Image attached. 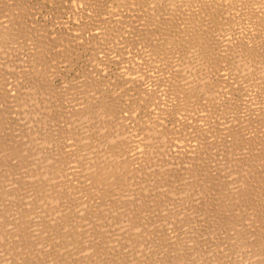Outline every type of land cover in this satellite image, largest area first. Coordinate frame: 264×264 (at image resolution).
<instances>
[{
	"label": "rangeland",
	"instance_id": "obj_1",
	"mask_svg": "<svg viewBox=\"0 0 264 264\" xmlns=\"http://www.w3.org/2000/svg\"><path fill=\"white\" fill-rule=\"evenodd\" d=\"M194 23H197V24L194 25ZM79 44H82V45L80 46ZM40 46H42L43 48H41ZM43 49H45V51H43ZM201 49L203 50V52L201 51ZM242 49L244 50L245 53L243 52ZM251 53H253L252 56H251ZM41 54L42 55L44 54V55L42 56ZM39 55L41 56V58ZM246 55L249 56V58ZM245 56L247 60H245L244 62L242 57L246 59ZM239 58H241L242 60ZM257 60H259L260 63ZM241 61L243 65L248 64L247 69L245 68V66L240 64ZM254 61L258 63L256 64L254 63ZM262 62L264 63V0H0V124L2 123L0 127V146H3V148L5 149V152H4L3 148L1 147L2 150L0 151L2 152L0 153V157L1 159L3 157H6V152H8L7 157L14 158L12 159L13 161L10 160L11 162L8 161L11 158H4L5 160L2 159L4 161H8L9 166L6 164L7 162H4L0 159L2 161V162L0 161L1 162L0 163V167H1L0 174L4 175V176L0 175V177L4 179L6 178L5 180L0 179L2 180V182L0 181L1 183L3 182L5 183V184L3 183L4 185L2 184L0 188V192H2L3 190V193L1 194L2 197L0 196V200H1L0 202H3V207H7L6 205H8V203H9V206L13 204L14 206L17 205V207L24 206V209L26 206L25 211L23 207L17 208L15 206L18 209V210L16 209L18 212L16 213L19 214V216L16 215L14 206L12 208L11 206L10 207L8 206L9 208L7 210L8 211L10 210L9 211L10 216H8L7 218H9L12 221H9V219L6 218V220L9 221L8 223H10V225L7 223L9 227L7 226L8 228L7 227L6 228L7 229L11 228L10 229L11 231L16 226L15 228L17 230L19 231L21 230L20 231L21 233L23 232L21 234L18 231V233H20L21 235L20 237L25 238L27 236L23 240V243H22L23 245L21 244V250L22 248H24V251L23 252L21 251L23 254L21 255V252H19V254H16L18 251H20L18 250L15 252V254L18 256L19 255L21 256L19 257L17 256L18 257L17 258L15 257L16 255L13 254L15 258L13 257L14 259L11 260V262L8 260L11 259L12 256H9L11 258L5 257L3 259L2 264H12V263L14 264H19V263L20 264L21 263L31 264L32 263L33 264V262L35 263L36 261L38 262V263L36 262L37 264H43L47 262H49L47 264H52L54 262H56V264H60V263L63 264L64 262H65L64 264H69L68 262H71L70 264H80V261H82L83 264H86L85 261H87L88 258H89L88 260L89 263L87 264H119L120 262H121L120 264H136V262L137 264L139 262H140L139 264H146V263L156 264L160 262L158 261L159 258L160 260L162 258L160 257V255L159 257L156 256L158 252L159 254L160 253L163 254V259H162L163 261L161 260L162 262L158 264H164L165 261L168 262L167 264H179V262L182 263V261L180 260L185 261L182 264H210L211 262L210 260L214 258L216 260H214V262L212 260L213 263L211 264H214V263L215 264L216 263L217 264H249L253 260L251 259V255L252 256L254 255V254H251L252 251H253L252 253L260 254V255L257 254V256L255 254L254 256L256 258L253 256L254 261L256 260L255 262L257 264H264L263 263L264 261H262L264 259V255H262V253L260 252L262 250L264 251V246H263L264 242H262L264 241V237H263L264 236V229H263L264 227L263 226L264 225L263 224L264 223V220H263L264 207L262 205L257 206V204H255L257 203V199L259 200V202H260V198L262 201H264L263 200L264 198L263 197L264 196L263 194L264 193V188H263L264 179L262 178L264 176L263 175L264 173L261 175V171L262 172L264 171L263 169L264 165L263 167L261 166L262 168L260 169L261 171H259L258 169L260 168L259 166V162L261 161L260 159L263 158L264 160V157H260V156H264L263 155L264 147H261V145H264V143H262L264 141V124H263L264 123V120H263L264 119V75L263 73L262 74L260 73L261 71L263 72ZM202 64L206 66L204 67ZM197 65H199L200 67V69L198 70H197L198 67H196ZM201 65L202 67L207 68V69L201 68ZM183 66L184 67L187 66L184 68L185 70L191 71V72L187 71L189 75H187L188 73H186V71L184 72V74H182V72L184 71ZM188 66L190 69L188 68ZM240 66L241 68H243V70L244 69L245 70L243 71L242 69H240ZM249 67H250V70H249ZM176 68L177 70L179 68L180 71L179 70L177 71ZM191 68L192 69L195 68V70H193L192 72ZM259 68L261 69V71H259L260 70ZM203 69L207 73L205 71H202ZM217 70L220 71L218 74H217L218 72ZM175 71L178 73H175ZM194 71L198 73L197 74L198 76L195 75ZM199 71H200V75H199ZM251 71L252 72L256 71V73L253 74ZM203 72L205 73L201 75V73ZM185 73H186V78H188L189 76L188 81L190 82L191 80L190 84L188 81H187L188 83H186L187 79L185 78ZM192 73L195 76H197L196 78L199 79L198 82H195L197 81V79L194 78V75ZM258 73H260V75ZM255 74H258V75H255ZM181 75L182 76L184 75V76L182 77ZM207 75H211L210 80H208L209 76ZM217 75L221 77H217ZM206 76L207 78H205ZM203 77L207 79L206 81L208 82H206ZM200 78H202V82L206 83L204 87L203 85H200L204 83H199L201 82ZM221 78L223 80H221ZM192 79L193 80L195 79L194 83H197V85L193 84ZM174 82H176L175 85H174ZM218 82L219 83L223 82V83L219 84ZM171 83L173 84L171 85ZM185 83H186V86H185ZM136 84L141 89L135 87ZM214 85L219 88H215ZM172 86L173 87L176 86L178 89L177 88L172 89L173 88ZM179 86L180 87L183 86L181 87L183 89L186 88V92L188 93L186 94L187 96H185V92L184 94L182 93L183 89H181ZM193 86L194 87L197 86L196 88H194V90L196 91L192 90ZM200 86H202L203 89L200 88ZM220 86H221V90H220ZM206 87L207 88L209 87V88L207 89ZM136 88L140 91L143 89L147 90V93L149 92V95L144 94L143 95L144 97H143L141 95L142 91L139 92L138 90H136ZM197 88L200 89V90L198 89L200 93L197 90ZM213 88H215L218 94H215V95L212 94V93H216V91H214ZM171 89L173 91L174 90L176 91L173 92L171 91ZM218 89L220 91H218ZM38 90H39V93L37 94ZM204 90H207V91H204ZM177 91H180L179 92L180 96L179 94H177L178 93ZM192 91H194V94H192L193 93ZM195 92L197 94H205L207 97H204L203 95H202L203 97H200L201 95H199L198 97V95L195 94ZM208 92H210L209 95H208ZM219 93L221 94V96L219 95ZM222 93H224L225 95L224 94L222 95ZM173 95H175L176 98L178 99H176L175 96ZM193 95L194 96L196 95L195 98H193L194 97ZM147 96H149V98L151 99L149 98L146 99ZM214 96L216 97L214 98ZM187 97L191 99L193 98V99L189 100V98ZM184 101L187 102V105H185L186 103ZM180 104L182 106H180ZM90 105H93V107ZM86 106L90 108L88 109ZM186 106L188 107L186 108ZM97 107H99V111ZM184 107L186 109H184ZM101 110L102 112H100ZM98 112H99V115L97 117V115L95 114H98ZM91 113H92V118H94L95 121L94 119L93 120L89 119L91 118L90 116ZM86 114L88 115V117L85 116ZM78 115L80 117H78ZM83 115L85 118L83 117ZM81 116L83 118H81ZM260 118H261V121L258 120ZM42 121H44L45 123H43ZM94 123H96L97 125ZM153 127L156 129H154ZM95 129H100V130L95 131ZM252 130H253L252 134L253 135L255 134V136H252V134L249 133V131L252 132ZM154 131H157V132H154ZM158 132L166 134L164 142H167L168 140L169 142L163 145L164 143L163 137L165 135L162 134L163 136L161 137V134H159ZM108 133L113 135L112 138H114L115 136H117V134H119L120 139L122 137L124 141L122 139L120 141L118 137L117 139H119V141L116 139V142H115L116 137L114 138V140H112V138H110L111 135L109 136ZM157 133L159 134L160 137H157L158 136ZM150 134L151 135L153 134V135L149 138ZM250 134L252 137H250ZM90 135L94 136L95 138L94 137L90 138L91 137ZM41 136H44L45 138L43 137L40 138ZM222 136H225V137H222ZM48 137H50V140ZM87 137H88V140H87ZM156 137L160 139L161 143H159V139L158 141H156L157 140ZM102 138L104 140H102ZM166 138H168V140ZM222 138L223 140H226V141H223ZM253 138L255 139V142L253 141L254 140ZM97 139L99 140L101 139V140L99 141ZM95 140L98 141L96 142L97 145L95 143ZM257 140H259V142ZM106 141H108V143ZM246 141L248 142L246 143ZM250 141L252 143H250ZM43 142L47 144L49 143V144L48 145L46 144L47 145L46 146L44 145ZM156 142L159 143L160 147L157 146L158 144H156ZM215 142L217 143V146H215L216 145ZM222 142H224L225 144L224 146L222 145ZM91 143L94 144V146H92ZM118 143L120 146L118 145ZM103 144H107V145H103ZM115 144L118 145V148H120L122 144L121 149H118L117 145ZM255 144H257L258 147ZM86 145H88L89 148H91V146L93 147V149L96 148L95 150L96 152L101 150V152L100 151L97 152V154L99 153L98 154L99 156L95 154L96 152L94 153L92 148H91L92 149L91 151V149H89L88 146L86 147ZM110 145L112 147H109ZM162 145L165 146L166 148L163 147ZM173 145L175 148L173 149L174 153L171 152L172 151L171 148L173 147ZM4 146H6V148ZM99 146H101V149H99ZM176 146L178 149L176 148ZM104 147L105 149L107 147L108 150L111 149L109 150L111 152L114 151L113 154L115 152H119L118 154H121L125 152V149L136 148L134 149V151L138 152L139 156L141 154L140 156L141 162L139 166H140V169H142V174L146 175L147 173H149L148 176L146 175L147 179H150L146 181V186L148 185L149 188L147 187L146 192L145 191L144 192L147 194L148 191H151V192L155 191L156 193V194L155 193L153 194L152 192V194H150V192H148L149 195H146L145 193H141L143 190L142 188H144L145 186L142 187V184L138 186L137 183H134L135 184L134 187L131 186V189L133 191L132 193L133 194L135 192L136 194L141 193V197L140 195H136V194H134L136 195L134 196L132 193H131L132 195H130L132 196L131 198L127 199L126 197L127 199L126 209L127 210L123 209L124 211H121L122 209H120V213L119 212L117 213L118 216L115 215L116 213H113L112 215L111 212L108 211V213L110 212V215H106L107 216L106 219L109 218L107 219V222H105V218L103 217L102 219L104 220L102 221L104 223L102 224V221L100 222L105 228L101 227L100 223H97L99 221L95 220L96 222H94L93 224V221H94L92 220V217H93L92 212L94 211L93 209H95V212L101 209V211L104 214L106 213L105 211L110 209L111 206L113 205L110 204L111 206H108L109 203H106V202L103 203L104 206L102 204H97L98 208L97 206H95V208L90 209V211L88 210L89 211L88 213V211L87 212L85 211V208L88 207L89 203L90 204L93 203L94 205V202H91L90 198L88 199L89 195L86 197V199H83L86 196L83 194L84 193L88 194L87 193L88 180L86 179V176H85L87 175L85 168L87 169V167H89V163L92 159H93L92 162H94L97 158L101 157L100 153H103L102 151L104 150ZM246 147L249 149L248 153H245L247 152ZM252 147L254 149L256 147L257 148L254 151ZM9 148L10 149L14 148L13 150L15 153L13 152V150H10ZM56 148H57V152L59 151L61 152L57 153ZM167 148L170 151L168 150L167 152ZM259 148L263 151L259 150ZM257 149L262 154L258 151L260 154L258 155V152L256 151ZM86 150H88L87 151L88 153L84 152ZM161 150H163L164 152ZM52 151H54L55 154L53 153L54 155H52L53 157L51 158L50 155L52 154ZM67 151H68V154H67L68 156L66 158L65 154ZM147 151L150 153H148ZM11 152H13L14 155ZM91 152L94 153V155L98 157L95 156L96 158L94 159V156L91 154ZM47 154L49 156H47ZM57 154L60 155L59 158ZM118 154L116 153L114 155L117 156ZM150 154L151 155L153 154V155L151 156ZM248 154H249V157L251 158H248ZM64 155H65V158H63ZM192 155L194 156L193 158H192ZM257 155L260 157V159L259 157H256ZM54 156H55V160L53 161H55L54 162L55 165L62 164V165H59L60 170L62 166H64L65 168L70 167L69 169L70 171L68 170L69 172H71L69 176H71L74 170H76V172H74L75 175L71 176L70 178L69 176L67 177V175L64 174L65 172H63V174L66 175V177L69 178L70 180H68L63 174H61L62 172L60 174L63 175L65 179L61 177L60 174L55 175V176L51 175V177L49 176V178L41 177L43 176V174H45V169H43L42 167L43 159L47 160L51 158V160L50 159L49 160L52 161ZM147 156L152 161H150ZM154 156L155 158H153ZM163 157H166V160ZM188 157L189 158L191 157V160H189ZM253 157H255L256 159L258 158V160H255V158ZM61 158L63 159L58 160ZM56 159L58 160L57 162H56ZM145 159H147V161ZM248 159L249 161H247ZM80 160H82V162L85 161L84 164ZM164 160L167 162H165ZM148 161H149L148 167H146ZM189 161H190V165H188ZM38 162H40V164H37ZM257 162H258L257 165L259 166L258 168L256 167L257 165L255 166ZM141 163L143 164V166H145L144 169ZM4 164L6 167L3 166ZM32 164L36 166L34 167ZM67 164H70V165L67 166ZM82 164L83 166L86 164L87 167L86 166L82 167ZM1 165L3 166V168ZM208 165L211 167H209ZM64 167L62 170L65 169ZM82 168L84 169V171ZM146 168H149V170H146ZM251 168L253 169L254 172L252 171ZM247 170H248V173H247ZM77 171L79 172L81 171L80 172L81 174L78 173ZM200 171L202 173H200ZM206 172L208 173V175L210 174V176L211 175L212 176L211 177L208 176ZM255 173H257L256 174L257 176H255ZM27 174H29V176ZM164 174L165 175L167 174V175L165 176ZM201 174H203V178L201 177L202 176ZM248 174H251V175L253 174L252 175L253 177L252 176L247 177ZM189 175L191 176L190 178H188ZM193 175H195L194 176L195 178L193 177ZM56 176L63 178L61 180L58 177L59 181L61 180V182H59L58 180L57 181L53 180L54 178H56ZM149 176L150 177L154 176V178H156L157 180L158 185L154 182L155 179L148 178ZM156 176H159V177L157 178ZM198 177H199V180H198ZM205 177L207 178V180L208 178H211L209 179L210 181L208 180L210 183L205 179ZM256 177L259 179H257ZM174 178L178 179L177 182H176V179L175 181L173 180ZM184 178L191 179V180L189 181ZM50 179H52L54 182H57L55 183V185L57 184V186H59L60 184L59 186L60 189L64 190L63 191L64 193H61L63 196V199L65 198L68 191H69L68 196L71 193L69 198H72L69 200L67 196L66 198L68 199L66 198L64 199V201L65 200L67 201L63 202L64 204H66V202H68V204L70 203L68 205L69 210H67L68 209L67 206L62 203V207L61 206L57 207L59 210L55 211L54 209L52 211L53 214L55 215V218H54V215L51 214L52 212L50 211L45 212V208H44L45 203L43 202L45 200H43L44 198L42 196L43 194L44 196L45 195L47 196V194L49 192H52L53 189L54 191H56V189L58 190L57 186L52 185L51 183L52 180ZM152 179H154L153 182L151 181ZM201 179L202 180L204 179V180L201 181ZM170 180H172L174 184L171 183ZM195 180L200 181V185H199V182L198 181L196 182ZM252 180L255 182H252ZM258 180H259V185H262L263 183L262 186L258 185V182H257ZM28 181H30V184ZM158 181L159 182L161 181L160 182L161 184ZM162 181L164 183H162ZM167 181L169 185L168 184L165 185ZM183 181L185 182L188 181L190 183L188 182L185 183ZM45 182L46 183L48 182L49 184L47 183V186L49 187L51 186V187L50 188L48 187L47 189V187H45L46 186ZM62 182H66V185L65 183L61 185ZM201 182H204L206 185ZM214 182H216L217 185ZM8 183L11 184L10 188L8 187ZM14 183H16L15 186H13ZM149 184L152 185V187ZM191 184L192 185L194 184L193 185L194 187H192ZM218 184L221 185V187H218ZM253 184L255 186H253ZM31 185H32V188L30 187ZM159 185L160 186L162 185L163 187L162 186L160 187ZM183 185L184 187L178 188V186H183ZM16 186H18V189L21 188L23 192L19 191L20 189L18 190ZM70 186L72 189L66 188ZM158 186L159 188H161V190H163L164 187L166 188L168 186V188L164 189L163 191L165 193L166 192L165 190L169 189L168 190L169 192L165 194L162 192L164 194V196H162V193L160 192L161 190L158 188ZM169 186L170 187L173 186V190H171L172 188H170ZM186 186H188L187 187L188 189L185 188ZM190 186L192 188V189L190 188L191 190L189 189ZM196 186H198V188H196ZM204 186L206 188H204ZM238 186H240L241 188ZM27 187H28V190L26 189ZM40 187H42L44 190L42 191L38 190V189H42ZM150 187L152 190L150 189ZM209 187H212V188H209ZM2 188H5V189H2ZM13 188H15L16 190ZM24 188L26 189V191L23 190ZM136 188H137V191H136ZM175 188H177V190L179 189L176 194L181 193V195H184L183 193L186 192L184 197L181 196L180 194H179V197L178 195L174 193L171 194V191H174V192L176 191ZM193 188H195V191ZM199 188L201 192H204V191L208 192V190L210 189L211 190L209 192H211L213 191L212 189L214 188L215 189L221 188L220 189L221 192L218 191L219 189H217L216 193L220 194L222 193V191H225L223 192V196L224 194L226 196L225 198L220 196L222 194L215 196L216 193H214V191L211 192L213 193L214 196L211 193L210 194L206 193L208 195L207 196L205 192L202 194L200 193V191H198L199 193L196 192V190H199ZM257 188L258 189L262 188L261 189L262 191L260 190L259 192ZM7 189L8 190L12 189L11 193ZM30 189L33 190L32 191L33 194L29 191ZM49 189L50 190L52 189V190L50 191ZM60 189L58 190V192L57 191L56 193L52 192L51 194H53L54 196H57L59 194ZM180 189H184L182 190L183 192ZM192 190L193 192H191ZM237 190H239L238 193H237ZM256 190H257V193H256ZM5 191L7 192V196H8V192L9 194L12 195V196L11 195L8 196V198L10 197L9 200L7 196H5L6 198L5 197L3 198V195L6 194ZM34 191L38 192L39 194L35 193ZM83 191L85 192L83 193ZM17 192L19 193V196H15V195H18ZM24 192H28L26 194L27 195L29 194L28 195L29 197L27 195H24V196H26V198L27 199L29 198L30 200H27V199L25 200V197L22 196V194H25ZM12 193H14L15 195ZM169 193L171 194V196ZM252 193H253V197L256 198L255 199L252 197L255 201H253V199L250 198ZM142 194L146 195L145 199L148 200V201L144 200L145 203L143 202V200L141 201V203L143 202L142 203L143 207L142 205H140V203H137L138 199H144V196H142ZM166 194H169L168 197L166 196ZM186 194H188V197ZM204 194H205V197H203L202 199L201 197ZM241 194H243L244 196L243 195L241 196ZM33 195L34 196L37 195V198L34 197ZM38 195H41L42 197ZM151 195L152 197H149ZM194 195L198 196L199 198H196V196L194 197ZM209 195H211L212 197ZM258 195H259V198L256 197ZM261 195L263 198L260 197ZM13 196L15 198L17 197L16 200H19V202H21L22 205L19 204V202L16 201ZM165 196L167 198H164ZM19 197L22 200L19 199ZM159 197H161L162 200ZM32 198L34 199V201L36 200L37 203H35L34 201H32L33 202L32 203L31 202V200H33ZM80 198H82L83 200H86V201L89 200V201L86 202V201H83L82 199L80 200ZM170 198L171 200H175V201L170 202L169 200ZM194 198L197 200L194 201ZM220 198H221V201H220ZM238 198H240V201H238L239 200ZM129 199L130 200L132 199V201H130ZM150 199H152L155 202L154 205L153 203L151 204L152 200ZM164 199H167V203H166V200L164 201ZM217 199H219V201L222 204H226L227 202L226 200H230V199L232 200L234 199L235 201L234 202L228 201L227 202L228 205H225L226 207L225 209V207H222V205H220L221 203ZM5 200H8V202L7 201L5 202ZM12 200H15V202ZM37 200L40 201L41 204H38L39 202ZM128 200L130 201V203H128ZM149 200H150V203H149ZM156 200H158L157 203H156ZM222 200L223 202L225 201V203H223ZM249 200L251 202H249ZM16 202H18V204ZM146 202H148L149 205L146 204ZM159 202L160 203L162 202L163 204H161L160 206ZM229 202L231 204H234L235 202L236 203L238 202V203L237 204L235 203L236 205L234 204L232 207L229 204ZM5 203L7 204L5 205ZM86 203H88V205ZM133 203L136 206L137 205L141 206V207L139 206L140 211L137 210L138 206L136 208L134 205H132ZM251 203H253V206L255 205L257 208L256 207L253 208ZM28 204H30L31 206ZM33 204H34V207H33ZM35 204L38 205V207H36ZM83 204L84 205L86 204L85 205L86 207H84ZM130 204L136 210H133L134 208L132 209V206ZM155 204L156 206L159 204V206L156 207ZM1 205L2 203H0V206ZM63 205L66 206L65 208L67 209H65ZM79 205H82V206H79ZM128 205L131 206V208H129ZM144 205L146 208L144 207ZM101 206L102 207L106 206V207L102 208ZM31 207L32 209H30ZM147 207L148 208L155 207V208H151L152 210L151 209L148 210ZM28 208L30 210H28ZM35 208H38V209H35ZM63 208L66 210L65 212L69 211V214L68 212L66 213L67 215L64 214L65 212ZM117 208H120V207H117ZM245 208L249 214L244 211ZM249 208H251L250 209L251 211L249 210ZM258 208H260V210H258ZM12 209L14 210L13 213L11 212ZM22 209L23 211H21ZM60 209L62 213L60 212ZM254 209L257 211H255ZM143 210L144 211L151 210L150 213L151 212L152 213L150 214L148 212L146 214L147 211L144 212ZM242 210L244 211V213L242 212ZM19 211L23 212L24 216ZM28 211H29L28 213L29 215L27 214ZM54 211L56 213L59 211L61 215L63 214L62 216H65L67 217V219L72 220V221L78 220L80 218H81L80 220H83L85 217H88V214H89L90 218H87V220L84 219L88 225L85 223V221L83 222L88 227L85 226L83 223L82 224L78 223L79 226L76 229L77 231L75 230L74 232V233L77 232V234H75L77 238L79 235L80 243L82 242L80 241L82 240V238H86V240H83V243L84 241L86 243L88 239L89 244L88 242L86 244L81 243V245L79 244L76 247L71 246L73 250H70L71 248L66 250L69 252H66V251L62 252L63 250L62 246L64 244L63 245L60 244L62 242L58 243L57 240H56L57 241L56 243V241L54 240L57 239L56 238L58 237L57 235H59V233L62 232V231L60 232V229L61 230L64 229V226L66 225V223L60 222V220H58L59 219L58 216L60 214L59 213L56 214ZM130 211H131V214L128 213ZM132 211H135V213H133ZM157 211L160 214H158ZM259 211L261 212L262 215L258 213ZM102 212L100 213L98 211V213L100 214H102ZM43 213L45 215H43ZM47 213H49L50 215ZM70 213L73 214L71 215V217H69ZM84 213L87 216L86 215L84 216ZM142 213L144 215H142ZM155 213H157V217ZM246 213L249 216H253L254 214V217H249V216L247 217ZM119 214L121 215L119 216ZM123 214L127 216H124ZM132 214H134L135 216H133ZM149 214L151 215V219H153V221L148 220L150 219ZM243 214L244 216H242ZM51 215H53V217H51ZM170 215H171V218H170ZM17 216L22 217V218L24 217L25 219L27 218L29 222L26 223L27 219L21 220L22 218H20L19 220ZM29 216L31 217V219L29 218ZM44 216L46 218H42ZM72 216L74 217L72 218ZM76 216H77V219H76ZM81 216H84V218ZM139 216H142L141 220L143 219L145 220V221L144 220L141 221L142 223H145L143 224L144 226L139 221L140 220ZM144 216L146 218H144ZM153 216L156 218L154 219ZM158 216H160L159 220H161L162 222L164 220L163 222L164 224L161 223V221L157 220ZM168 216H169V220H168ZM49 217L51 219L53 218L54 220L56 219L59 221V222L58 221L55 222L56 221L55 220L53 222V219H52L51 225L52 226L54 225L53 227H55V229H51V225L49 224L50 222H48V221H51ZM113 217L115 221L114 219L112 220ZM118 217L122 218V222L123 220L126 222L125 225L123 223L119 224L121 221L120 222L118 221L121 219ZM126 217L128 219H126ZM131 217L133 218V220H129L131 219ZM161 217L163 219H161ZM47 218H48V221H46ZM251 218H252V221H253V218L254 220H256L255 218H257L256 221L259 220L260 222L258 221L259 223L257 222L255 223V225L257 224H260V225L255 227V225L253 224L254 221L253 222L250 221ZM93 219L95 218L93 217ZM110 219L112 220L113 223L110 222ZM134 219H135V222H133ZM146 219L148 221H146ZM260 219L262 220V222ZM174 220L176 221V223L174 222ZM108 221L111 224H113L111 225L112 227L110 226V223ZM127 221L128 222L131 221L135 223L133 224L129 222L133 224L132 226L134 227V229L133 227L128 225L129 223H127ZM156 221L158 223L160 222L161 224L160 223H159L160 225L157 224ZM170 221H172V223ZM15 222H17V224ZM21 222L22 224H24L23 225L24 227H20ZM242 222L243 223L245 222L246 224L247 223L250 224L248 226L245 225L246 227H248V229L245 226H243ZM28 223H31L29 224L31 226L34 224L36 227L32 226L33 228L31 229V227L28 226ZM54 223H56V225ZM59 223L60 224L63 223V225L62 224L60 225ZM137 223L139 224L137 225ZM80 224L82 225V227ZM12 225H13V228H12ZM43 225L44 226L47 225L49 228L47 226L43 228ZM71 225H77V224H71ZM140 225H142V227H144L145 230ZM146 225L148 226L150 230L149 229L147 230ZM168 225H171V226L169 227ZM222 225L224 227H222ZM17 226L19 228H17ZM158 226L159 227L161 226L164 229L163 231L164 233L166 231L167 232L165 234L162 233V229L157 228ZM174 226L176 227L171 228ZM240 226L242 227L241 230L238 228ZM25 227L26 228L30 227V229L26 230ZM106 227H109V228H106ZM136 227L138 230L136 229L135 231ZM244 227L246 228L245 230L247 231L243 229ZM259 227L261 229H259ZM82 228L83 229L85 228L84 231ZM16 229H13L14 232ZM45 229L47 230L51 229L52 231L50 230L51 233L48 234L47 233L48 231ZM151 229L154 232L156 231V229L158 231L160 230L161 231L160 233L158 232V234L156 231V234H155L153 231H151ZM54 230L57 232H54ZM130 230H132V232ZM168 230L172 232L171 233L172 238L176 239V240L172 239L173 242L179 245L180 247L182 246L181 250L182 249L183 251L186 250L188 253L186 251L184 252L182 251L183 253L181 252V254L180 252L179 253L176 252L178 250L175 248L179 249L180 247L174 246L175 244L174 243L172 244L171 239H169L171 241L168 240V238H171ZM249 230L250 232H252V234L249 233ZM255 230H257L256 232L258 234L255 233ZM25 231L29 232L30 234L26 233ZM79 231H81L82 233H80ZM147 231L148 232L150 231L149 232L150 236ZM237 231L239 232L241 231L240 233H242L241 235L243 237L240 234L237 237L236 235L238 234ZM243 231H244V234H243ZM44 233H47V234H44ZM140 233H143V234H140ZM246 233H247V236H249V238L248 237L245 238ZM260 233H262L261 234L262 236L260 235ZM23 234H25V236H23ZM82 234L83 236H81ZM85 234H88V235L90 234L89 238ZM137 234L139 236L141 235V237H144V238H141V239H139L140 237L137 238ZM166 234L167 236L169 234L167 238L166 237L162 238L160 236V235L166 236ZM256 234L258 235V237L256 236ZM30 236H33V237H30ZM47 236H50V238L48 239ZM125 236L126 238L129 237V239H124ZM151 236L153 237L160 236V238L157 239L156 237L153 239V237ZM175 236L177 238H175ZM39 237L42 240V243L39 240ZM109 237H110V240H109ZM134 237H135L134 243H138L136 245H138L139 248L138 246L134 245L133 242H131L133 240H131L130 242L128 241L130 240V238L133 239ZM183 237L184 238L186 237V239L184 240ZM235 237L239 238V241L238 243L234 244L235 240L237 239ZM45 238H47L48 240L46 241ZM147 238L152 239L155 242L152 240H150L151 242L150 241L146 242ZM259 238H262L263 240ZM143 239L145 240L146 243L143 242ZM178 239L181 241L179 242ZM191 239L192 241L193 240L194 241L191 242ZM240 239H243V240H240ZM249 239H250V242L255 241L254 242L255 245H253L252 242L249 243ZM50 240H52L53 243L49 242ZM124 240H127L126 243H129V244L132 243L133 245L132 244L131 245L134 246V248L133 247L129 248V246L131 245L125 244ZM160 240H164V243L163 241L160 242ZM165 240H168L166 242L167 243L170 242L171 244L169 243L167 245V243H165ZM195 240L197 241L196 243H195ZM223 240L224 242H226V245L223 243ZM104 241L107 242V244L109 245L106 244L105 246ZM109 241H112V242L110 243ZM122 241L124 242V244L122 243ZM140 241L143 242L142 245H145L143 246L145 249L147 247L148 248L150 247V250H149L150 252L147 251L148 248L146 249V252L144 249H141L142 247H140L141 245ZM30 242H32V245L30 246V248H28L29 247L28 245H30L28 243ZM35 242L36 243L39 242L41 244V248H43V250L49 255L45 254V252L41 249L43 252L42 254V252L38 250L40 249V246H39L40 244L39 243L36 244ZM47 242H49L50 244ZM153 242L156 244L155 246L153 245L154 244ZM182 242H183V245H180V243ZM247 242L249 244L245 245L247 244ZM261 242L262 244H260ZM239 243L240 244L243 243L244 245L243 244L240 245ZM148 244L151 246H149ZM186 244L187 245L189 244V245L185 246L186 248L185 249L183 248V246ZM197 244L199 248H195L196 250L194 248H191L190 250L189 247H196ZM238 244L240 246H238ZM60 245H61V248L59 247ZM86 245H87V248H86ZM152 245L156 247L157 250L154 247H152ZM169 245H171L172 248ZM172 245L174 246V248ZM223 245H225L226 247L224 246L225 248H223ZM250 245H252L251 251H247V250H250L249 248ZM259 245H261L263 249H260L262 247ZM32 246L33 248H31ZM119 246H120V249H119ZM126 246L127 248H125ZM162 246L165 247V249L162 248ZM105 247L106 248L108 247L109 249H104ZM135 247H137L138 249L137 248L135 249ZM245 247H248L249 249L246 248L244 250ZM27 248L31 250L29 251L27 250ZM110 248L111 249L113 248V249L110 250ZM117 248L122 251L119 252ZM25 249L27 250V252ZM130 249L135 250L136 252H133ZM153 249L155 251L154 254H153ZM170 249L175 250V252L173 251L172 253L171 252L172 250ZM37 250L39 251V253L36 252ZM57 250H59L60 252L59 251L57 252ZM97 250L99 251V253H97ZM236 250L239 251L240 253L243 251L242 256L238 255L240 253L237 252ZM50 251L53 253L51 254ZM83 251H86L87 253ZM104 251H107V252L102 253ZM116 251L118 252L116 253ZM246 251L249 252L248 258L246 257V253H247ZM111 252H113V254L115 253L114 254L115 256H117L118 254L117 256L118 259L119 257L121 259V260L119 259V263H118L117 257H111V256H114ZM165 252H167L168 255ZM57 253L58 255L59 254L61 255L58 257ZM133 253L134 255H132ZM155 253L157 254L155 255ZM220 253H222V255H220ZM24 254H28V255L24 256ZM41 254L44 255V257L42 258L45 261L47 260L45 258L47 257L50 258V256L52 255L54 258L51 256L50 260L52 259L51 262L52 261L53 262L51 263L49 258H48L49 261L47 260L46 262H43L44 260H41L42 258H40L42 256ZM71 254L72 256H74V258L70 257ZM98 254H99V257H98ZM171 254L172 255L176 254L175 256H179V257H177L176 259V257H173ZM184 254H186V256ZM66 255L68 257H66ZM85 255L88 258L82 257ZM101 255L104 257V258L102 257L103 259L100 257ZM164 255H166L167 257L165 256L164 258ZM243 255H245V259L247 258L245 261L243 260L244 258ZM28 256L30 260L29 258L26 260V257ZM32 256H34L35 259ZM36 256L38 257L36 258ZM136 256L137 258L135 260ZM143 257L144 258L146 257L145 258L146 260L144 259L142 260ZM153 257H154V260L157 259L155 262L153 261ZM182 257H184L185 259H183ZM22 258H24L25 261H23L24 259ZM31 258L33 259L31 260ZM55 258H58L56 259L57 261L53 260ZM70 258L73 260H71ZM81 258H83L84 260L86 259V260L83 261V259ZM138 258L140 259L138 260ZM166 258H169L170 261L168 259L166 260ZM174 259H176L175 263L173 261ZM258 259L260 261H258ZM14 260L15 261L17 260V261L15 262ZM58 260L62 261L63 263ZM76 260L77 261L80 260L79 263H77ZM171 261L173 262L171 263ZM254 261H252L251 263L254 264Z\"/></svg>",
	"mask_w": 264,
	"mask_h": 264
},
{
	"label": "bare ground",
	"instance_id": "obj_2",
	"mask_svg": "<svg viewBox=\"0 0 264 264\" xmlns=\"http://www.w3.org/2000/svg\"><path fill=\"white\" fill-rule=\"evenodd\" d=\"M195 24H197V23H194V25H195ZM79 45L81 46L82 44H79ZM40 47L43 48L42 46H40ZM243 49H244V48H243ZM243 49H242V50H243ZM247 49H248V48H247ZM39 50H40V49H39ZM244 50H245V49H244ZM244 50H243V52H244ZM43 51H45V49H43ZM201 51L203 52L202 49H201ZM41 52H42V51H41ZM244 53H245V52H244ZM246 53H247V52H246ZM249 53H250V51H249ZM249 53H248V54H249ZM252 54H253V53H251V56H252ZM41 55H42V54H41ZM43 55H44V54H43ZM43 55H42V56H43ZM244 55H245V54H244ZM244 55H243V56H244ZM249 55H250V54H249ZM39 56H40V55H39ZM246 56H247V55H246ZM246 56H245V58H246ZM247 57L249 58V56H247ZM40 58H41V56H40ZM242 58H243V61H244V62H245V60H247V58H246V59H244V57H242ZM239 59H241V58H239ZM241 60H242V59H241ZM239 61H240V60H239ZM248 61H250V60H248ZM257 61H259V60H257ZM237 62H238V61H237ZM238 63H239V62H238ZM247 63H248V62H247ZM254 63L257 64L258 62H255V61H254ZM259 63H260V61H259ZM262 63H263V62H262ZM262 63H261V64H262ZM240 64H242V61L240 62ZM240 64H238V65H240ZM202 65H203V64H202ZM202 65H201V68H204V67L206 66V65H203L204 67H202ZM242 65H243V64H242ZM247 65H248V64H244L243 66H245V68L247 69V68H248ZM243 66H242V67H243ZM253 66H254V64H253ZM261 66H262V65H261ZM181 67H182V66H181ZM185 67H187V66H185ZM185 67L183 66V69H184ZM196 67H198L197 70L200 69L199 65H197ZM250 67H252V66H250ZM250 67H249V70H250ZM257 67H258V65H257ZM257 67H256V68H257ZM188 68H189V66H188ZM188 68H186V69H188ZM210 68H211V67H210ZM260 68H261V67H260ZM260 68H259V69H260ZM180 69H181V68H180ZM189 69H190V68H189ZM191 69H192V68H191ZM204 69H207V68H204ZM204 69H203L202 71H205ZM211 69H212V68H211ZM240 69L243 70V68H241V66H240ZM251 69H252V68H251ZM262 69H263V72L261 71V69H260L259 71H261L260 73H261V74L263 73V75H264V63H263ZM176 70H177V68H176ZM178 70H179V68H178ZM178 70H177V71H178ZM193 70H195V68L192 69V72H193ZM244 70H245V69H244ZM244 70H243V71H244ZM252 70H253V69H252ZM255 70H256V69H255ZM173 71H174V70H173ZM179 71H180V70H179ZM181 71H182V70H181ZM185 71H186V73H188L190 70H185V69H184V71L182 72V74H184ZM187 71H188V72H187ZM202 71H201V72H202ZM213 71H214V69H213ZM217 71H218V70H217ZM256 71H257V70H256ZM256 71H255V72H254V71H253V72L251 71V72L254 74V73H256ZM190 72H191V71H190ZM194 72H195V75L198 74V73H196V71H194ZM197 72H198V71H197ZM205 72H206V71H205ZM205 72L201 73V75H203ZM219 72H220V71H218L217 74H218ZM245 72H246V71H245ZM173 73H174V72H173ZM175 73H178V72L175 71ZM179 73H180V72H179ZM186 73H185V78H186ZM206 73H207V72H206ZM260 73H258V74L260 75ZM180 74H181V73H180ZM192 74H193V73H192ZM208 74H209V73H208ZM258 74H255V75H258ZM175 75H176V74H175ZM177 75H178V74H177ZM187 75H189V73H188ZM190 75H191V73H190ZM193 75H194V74H193ZM195 75H194V78L197 79L196 77H197L198 75H197V76H195ZM199 75H200V71H199ZM219 75H220V74H219ZM179 76H180V75H179ZM181 76H182V75H181ZM183 76H184V75H183ZM183 76H182V77H183ZM207 76H209L208 80H210V79H211V78H210L211 75H207ZM207 76H206L205 78H207ZM192 77H193V76H192ZM217 77H221V76H218V75H217ZM190 78H191V77H190ZM203 78H204V77H203ZM205 78H204V79H205ZM222 78H223V77H222ZM222 78H221V80H223ZM186 79H187V80H186V83H188V82H189V81H188L189 76H188V78H186ZM195 79H194V80H195ZM200 79H201V80H200L201 82H199V83H204V84H200V85H203V87H204L206 83H205V82H202V78H200ZM204 79H203V80H204ZM218 79H219V78H218ZM192 80H193V79H192ZM194 80H193V84H196V85H197V83H194ZM198 80H199V79H197V81H195V82H198ZM206 80H207V79H205V81H206ZM213 80H214V79H213ZM213 80H212V81H213ZM221 80H220V81H221ZM173 81H175V80H173ZM187 81H188V82H187ZM135 82H136V81H135ZM206 82H208V81H206ZM223 82H224V81H223ZM223 82H220V83L222 84ZM175 83H176V82H174V85H175ZM186 83H185V86H186ZM190 83H191V80H190L189 84H190ZM209 83H210V82H209ZM218 83H219V82H218ZM220 83H219V84H220ZM130 84H131V83H130ZM172 84H173V83H171V85H172ZM193 84H191V85H193ZM214 84H215V82H214ZM216 84H217V83H216ZM219 84H218V85H219ZM171 85H170V86H171ZM198 85H199V84H198ZM211 85H212V83H211ZM211 85H210V86H211ZM132 86H133V84H132ZM134 86H135V85H134ZM206 86H207V85H206ZM214 86H215V85H214ZM135 87L139 88V86H137V84H136ZM172 87H173V86H172ZM177 87H178V85H177ZM177 87L174 86L172 89H175V88H177ZM179 87H180V86H179ZM181 87H183V86H181ZM181 87H180V88H181ZM190 87H191V86H190ZM196 87H197V86H195V87L193 86V89H192V90H194V88H196ZM198 87H199V86H198ZM212 87H213V85H212ZM137 88H136V90H138ZM188 88H189V86H188ZM188 88H187V89H188ZM200 88H202V86H200ZM206 88H207V87H206ZM208 88H209V87H208ZM208 88H207V89H208ZM215 88H219V87H216V86H215ZM215 88H213L214 91H216ZM134 89H135V88H134ZM139 89H141V88H139ZM172 89H171V91H173ZM177 89H178V88H177ZM181 89H183V88H181ZM184 89H185V91H184ZM184 89H183V91H182V90H181V91H182L183 94H184V92H185V96H187L186 94H188V93L186 92V88H184ZM190 89H191V88H190ZM190 89H189V90H190ZM198 89H199V88H197V90H198ZM202 89H203V88H202ZM202 89H201V91H202ZM35 90H36V89H35ZM199 90H200V89H199ZM199 90H198V91H199ZM210 90H211V88H210ZM210 90H209V91H210ZM220 90H221V86H220ZM220 90L218 89V91H220ZM222 90H223V89H222ZM138 91H139V92L142 91V92H141V95H142V96H143L144 94H145V95H146V94L149 95V92L147 93V90H145V89H143V90H141V91L138 90ZM175 91H176V90H174L173 92H175ZM194 91H196V90H194ZM194 91H192L193 93H192V92H191V93L194 94ZM204 91H207V90H204ZM212 91H213V90H212ZM139 92H138V93H139ZM177 92H178L177 94H179L180 91H177ZM188 92H190V91H188ZM221 92H222V91H221ZM38 93H39V90L37 91V94H38ZM182 93H181V94H182ZM199 93H200V91H199ZM204 93H205V92H204ZM209 93H210V92H208V95H209ZM211 93H212V92H211ZM195 94H197V93L195 92ZM212 94L215 95V94H218V93H217V91H216V93H212ZM223 94H224V93H222V95H223ZM39 95H40V94H39ZM39 95H38V96H39ZM141 95H140V96H141ZM153 95H154V94H153ZM153 95H152V96H153ZM197 95H198V97H199V95H201L200 97H203V96H204V97H207L205 94H197ZM202 95H203V96H202ZM219 95L221 96L220 93H219ZM224 95H225V94H224ZM150 96H151V94H150ZM173 96H175V95H173ZM179 96H180V94H179ZM183 96H184V95H183ZM188 96H189V95H188ZM191 96H192V95H191ZM193 96H194V95H193ZM195 96H196V95H195ZM195 96H194L193 98H195ZM211 96H212V95H211ZM217 96H218V95H217ZM143 97H144V96H143ZM181 97H182V96H181ZM189 97H190V96H189ZM189 97H187V98H189ZM215 97H216V96H214V98H215ZM148 98H149V96H147L146 99H148ZM152 98H153V97H152ZM175 98H176V96H175ZM193 98H192V99H193ZM217 98H218V97H217ZM224 98H225V97H224ZM144 99H145V98H144ZM149 99H151V98H149ZM154 99H155V98H154ZM176 99H178V98H176ZM179 99H180V97H179ZM190 99H191V98H189V100H190ZM192 99H191V100H192ZM211 99H213V98H211ZM225 99H226V98H225ZM152 100H153V99H152ZM194 100H195V99H194ZM197 100H198V99H197ZM149 101H150V100H149ZM187 101H188V100H187ZM92 102H93V101H92ZM184 102H185V101H184ZM184 102H183V103H184ZM192 102H193V101H192ZM185 103H186L185 105H187V102H185ZM190 103H191V102H190ZM188 104H189V103H188ZM185 105H183V106H185ZM88 106H89V104H88ZM90 106L93 107V105H90ZM96 106H97V104H96ZM102 106H103V104H102ZM180 106H182V105L180 104ZM86 107H87V106H86ZM187 107H188V106H186V108H187ZM87 108L89 109L90 107H87ZM97 108H98V111H99V107H97ZM186 108L184 107V109H186ZM91 109H92V108H91ZM95 109H96V108H95ZM95 109H94V110H95ZM184 109H183V110H184ZM45 111H46V110H45ZM89 111H90V110H89ZM91 111H92V110H91ZM96 111H97V110H96ZM96 111H95V112H96ZM46 112H47V111H46ZM87 112H88V111H87ZM100 112H102V110H101ZM89 113H90V112H89ZM93 113H94V112H93ZM101 114H102V113H101ZM95 115H97V117H98L99 112H98V114H95ZM41 116H42V114H41ZM41 116H40V117H41ZM85 116L88 117L87 114H86ZM90 116H91V118H89V119H92V120H93L94 118H92V113L90 114ZM90 116H89V117H90ZM101 116H102V115H101ZM36 117H37V115H36ZM78 117H80V116L78 115ZM83 117H84V115H83ZM83 117L81 116V118H83ZM99 117H100V116H99ZM259 117H260V116H259ZM42 118H43V116H42ZM84 118H85V117H84ZM98 119H99V118H98ZM101 119H102V117H101ZM109 119H111V118H109ZM262 119H263V117H262ZM41 120H42V119H41ZM99 120H100V119H99ZM107 120H108V119H107ZM111 120H113V119H111ZM258 120L261 121V118L258 119ZM263 120H264V119H263ZM38 121H39V120H38ZM44 121H45V120H44ZM44 121H42V122L45 123ZM89 121H90V120H89ZM94 121H95V119H94ZM260 121H259V122H260ZM90 122H91V121H90ZM97 122H98V121H97ZM97 122H96V123H97ZM92 123H93V122H92ZM96 123H94V124H96ZM257 123H258V122H257ZM261 123H263V122H261ZM97 124H98V123H97ZM97 124H96V125H97ZM258 124H259V123H258ZM263 124H264V123H263ZM1 125H2V123L0 124V127H1ZM98 125H99V124H98ZM260 125H261V124H260ZM90 126H91V124H90ZM94 127H95V126H94ZM153 128H154V127H153ZM153 128H152V130H153ZM1 129H2V128H1ZM92 129H93V128H92ZM154 129H156V128H154ZM157 129H158V128H157ZM250 129H251V128H250ZM96 130H100V129H95V131H96ZM150 131H151V130H150ZM157 131H158V130H157ZM157 131H154V132H157ZM93 132H94V131H93ZM159 132H160V131H159ZM159 132H158V133H159ZM161 132H162V131H161ZM223 132H224V131H223ZM91 133H92V132H91ZM158 133H157V134H158ZM249 133L252 134V133H253V130H252V132L249 131ZM254 133H255V132H254ZM108 134H109V133H108ZM159 134H161V137H162V136H163L162 134H164V133H159ZM159 134H158L157 137H160ZM222 134H223V133H222ZM251 134H250V137L255 136V134H254V135L252 134V136H251ZM53 135H54V134H53ZM94 135H96V134H94ZM110 135H111L110 138H112L113 135H112V134H109V136H110ZM120 135H121V134H120ZM152 135H153V134H152ZM152 135L150 134L149 138H150ZM155 135H156V134H155ZM164 135H165V136L163 137L164 140L161 139V140H163V142L165 141V137H166V134H164ZM224 135H225V134H224ZM90 136H91V135H90ZM90 136H88V137H90ZM109 136H108V138H109ZM42 137L45 138L44 136H41L40 138H42ZM88 137H87V140H88ZM92 137H94V136H91L90 138H92ZM106 137H107V136H106ZM115 137H116V138H115ZM115 137H114V138H115V142H116V139L119 137V134H117V136H115ZM157 137H156V138H157ZM167 137H168V136H167ZM222 137H225V136H222ZM40 138H39V139H40ZM48 138H49V140H50V137H48ZM48 138H47V139H48ZM94 138H95V137H94ZM103 138H104V137H103ZM103 138H102V140H104ZM114 138H112V140H114ZM119 139H120V137H119ZM119 139H117V140L119 141ZM121 139L124 141V139H123L122 137H121ZM121 139H120V141H121ZM125 139H126V138H125ZM158 139H159V138H157L156 141H158ZM166 139L168 140V138H166ZM224 139H225V138H224ZM253 139H254V138H253ZM45 140H46V139H45ZM45 140H44V141H45ZM90 140H91V139H90ZM92 140H93V139H92ZM97 140H99V139H97ZM97 140H95V143L98 142ZM100 140H101V139H100ZM100 140H99V141H100ZM150 140H151V139H150ZM150 140H149V141H150ZM167 140H166V141H167ZM222 140H223V138H222ZM233 140H234V139H233ZM249 140H250V139H249ZM249 140H248V141H249ZM41 141H42V139H41ZM41 141H40V143H41ZM47 141H48V140H47ZM47 141H46V142H47ZM93 141H94V140H93ZM154 141H155V140H154ZM215 141H217V140H215ZM223 141H226V140H223ZM248 141H246V143H247ZM251 141H252V139H251ZM251 141H250V143H252ZM253 141L255 142V139H254ZM257 141L259 142V140H257ZM106 142L108 143V141H106ZM113 142H114V141H113ZM167 142H169V140H168ZM167 142H164L163 145H165ZM211 142H212V141H211ZM217 142H219V141H217ZM232 142H233V141H232ZM241 142H242V141H241ZM260 142H261V140H260ZM43 143H44V145L47 144V143H45V142H43ZM51 143H52V142H51ZM102 143H103V142H102ZM159 143H161V142H160V139H159ZM159 143L156 142V144H158L157 146H159ZM213 143H214V142H213ZM215 143H216V142H215ZM243 143H245V142H243ZM250 143H249V145H250ZM262 143H264V141H263ZM262 143H261V144H262ZM48 144H49V143H48ZM48 144H47V145H48ZM91 144H92V143H91ZM100 144H101V142H100ZM110 144H111V143H110ZM113 144H114V143H113ZM113 144H112V145H113ZM124 144H125V143H124ZM156 144H155V145H156ZM207 144H208V143H207ZM211 144H212V143H211ZM211 144H210V145H211ZM231 144H232V143H231ZM253 144H254V143H253ZM258 144H259V143H258ZM261 144H260V145H261ZM2 145H3V144H2ZM42 145H43V144H42ZM47 145H46V146H47ZM89 145H90V144H89ZM96 145H97V143H96ZM103 145H107V144H103ZM115 145H117V144H115ZM118 145H119V143H118ZM118 145H117V148H118ZM152 145H154V144H152ZM152 145H151V146H152ZM163 145H162V146H163ZM171 145H172V144H171ZM204 145H205V144H204ZM222 145H223V146L225 145L224 142H222ZM244 145H245V144H244ZM247 145H248V144H247ZM247 145H246V146H247ZM255 145H257V144H255ZM260 145H259V146H260ZM49 146H50V145H49ZM51 146H53V145H51ZM87 146H88V145H86V147H87ZM92 146H94V144H92ZM92 146H91V148L93 149ZM119 146H120V145H119ZM162 146H161V147H162ZM202 146H203V144H202ZM205 146H206V145H205ZM207 146H208V145H207ZM211 146H212V145H211ZM215 146H217V143H216ZM252 146H253V145H252ZM1 147L3 148V146H0V148H1ZM4 147L6 148V146H4ZM42 147H43V146H42ZM109 147H112V146L110 145ZM109 147H108V148H109ZM121 147H122V144H121ZM121 147L118 148V149H121ZM159 147H160V146H159ZM163 147H165V146H163ZM243 147H244V146H243ZM257 147H258V145H257ZM257 147H256V148H257ZM261 147H264V145H261ZM2 148H1L0 150H2ZM46 148H47V147H46ZM48 148H49V147H48ZM88 148H89V146H88ZM91 148H89V149H91ZM102 148H103V146H102ZM115 148H116V146H115ZM117 148H116V150H117ZM123 148H124V147H123ZM165 148H166V147H165ZM176 148H177V146H176ZM209 148H210V146H209ZM213 148H214V146H213ZM213 148H212V149H213ZM218 148H219V147H218ZM220 148H221V147H220ZM222 148H224V147H222ZM225 148H226V147H225ZM246 148H247V147H246ZM250 148H251V146H250ZM256 148H255V149H256ZM9 149H10V148H9ZM13 149H14V148H13ZM13 149H10V150H13ZM44 149H45V148H44ZM44 149H43V150H44ZM85 149H86V148H85ZM89 149H88V150H89ZM92 149H91V151H92ZM99 149H101V146H99ZM113 149H114V148H113ZM113 149H112V151H113ZM124 149H125V148H124ZM124 149H123V150H124ZM134 149H136V148L125 149V152L121 153L122 155H121V154H118L119 152H115L114 154H116V153L118 154V155L116 156V155L113 154L114 151L111 152V151H109V150H111V149L108 150L107 147H106V149H105V147H104V150L102 149V150H103V151H102L103 153H100V156H101V157L97 158L94 162H92V160H93V159H92V160L90 161V163H91V162H92V163H91V164L89 163V167H87L86 164L84 165V166L87 167V169L85 168V171H86V174H87V175H85V176H86V179L88 180V185H87V193H88V194L84 193L85 191H83L84 194H83V193H81V194L86 195V196H85L84 198H83V196H82V198H83V199H86V197L89 195L88 199L90 198L91 202H94V205H93V203L90 204V203L88 202L89 205H88V203H86V204L88 205V207L85 206L86 204H85V205L83 204V206L87 208V209L85 208V211H86V212H87L88 210L90 211V209L95 208V206H97V204H102V205H103L104 202L109 203L108 206L113 205V206H111L110 209L107 208L108 210L105 211L106 213H104V214H103V212L101 211V209L98 210V211H99L100 213L102 212V214L98 213V211L95 212V209H93L94 211H93L92 213H93V217L95 218V219H93V217H92V220H94V221H93V224H94V222H96V221H99V222H97V223H100L102 220H104V219H102V217L105 218V222H107V219H109V218L106 219V217H107L106 215H110V212H111L112 215H113V213H116L115 215L118 216L117 213H118V212L120 213V209H122L121 211H124V210L126 209V207H127V199L132 197V196H130V195L133 194V193H132L133 191H132V189H131V186L134 187V185H135L134 183H137L138 186H140V185L142 184V187H143V186L146 187V188H145V187L142 188L143 190H142V192L140 191L141 193H145L147 187L149 188L148 185L146 186V181H147V180H150V179H147V176H148L149 173L146 174L147 176H146L145 174H142V169H140V166H139V165H140V162H141V161H140V156H141V154H140V156H139V153H138V152H135ZM154 149H155V148H154ZM159 149H160V148H159ZM162 149H163V148H162ZM171 149H172L171 152H173V151H174L173 149H175V148H174V145H173V147H172ZM177 149H178V148H177ZM203 149H204V148H203ZM216 149H217V147H216ZM216 149H215V151H216ZM252 149H254V148L252 147ZM252 149H251V150H252ZM255 149H254V151H255ZM10 150H9V151H10ZM54 150H55V149H54ZM59 150H61V149H59ZM88 150H86V151H84V152L88 153V152H87ZM95 150H96V148L93 149L94 153L96 152ZM126 150H127V151H126ZM168 150H169V149L167 148V152H168ZM179 150H180V149H179ZM259 150H261V149L259 148ZM259 150L257 149L256 151L258 152ZM263 150H264V149H263ZM263 150H261V151H263ZM3 151L5 152V149H4V148H3ZM6 151H8V150H6ZM63 151H64V150H63ZM99 151L101 152V150H99ZM99 151H97V152H99ZM118 151H119V150H118ZM136 151H137V150H136ZM159 151H160V150H159ZM161 151H163V150H161ZM169 151H170V150H169ZM175 151H176V150H175ZM205 151H206V149H205ZM246 151H247V152H245V153H248L249 149L247 148ZM1 152H2V151H0V153H1ZM13 152H14V150H13ZM13 152H11V153H13ZM56 152H57V148H56ZM59 152H61V151H59ZM59 152H57V153H59ZM97 152H96L95 154H97ZM147 152H148V151H147ZM163 152H164V151H163ZM163 152H162V153H163ZM176 152H177V151H176ZM251 152H252V151H251ZM259 152H260V151H259ZM259 152H258V155H260ZM7 153H8V152H6V157H3L2 159H4V158H11V159H9V160L7 159L8 161L14 159L13 157H7ZM11 153H10V155H11ZM14 153H15V152H14ZM14 153H13V155H14ZM53 153H54V151H52V154L50 155L51 158L53 157L52 155L55 154V153H54V154H53ZM89 153H90V152H89ZM94 153L91 152V154L94 156V159H95L96 157L99 156V155H98L99 153L97 154L98 156L94 155ZM131 153H132V154H131ZM148 153H150V152H148ZM173 153H174V152H173ZM260 153H261V152H260ZM62 154H63V152H62ZM67 154H68V151H67L66 154H65V155H66V158H67V156H68ZM101 154H102V155H101ZM160 154H161V152H160ZM168 154H169V153H168ZM177 154H178V153H177ZM192 154H193V152H192ZM249 154H250V152H249ZM249 154H248V158H251V157H249ZM261 154H262V153H261ZM2 155H3V153H2ZM8 155H9V154H8ZM57 155H58V154H57ZM57 155H56V156H57ZM60 155H61V153H60ZM60 155H58V158H59ZM65 155H64L63 158H65ZM84 155H85V154H84ZM119 155H120V156H119ZM146 155H147V154H146ZM150 155H151V154H150ZM152 155H153V154H152ZM152 155H151V156H152ZM162 155H163V154H162ZM243 155H245V154H243ZM246 155H247V154H246ZM258 155H257L256 157H259ZM263 155H264V152H263ZM4 156H5V154H4ZM47 156H49V155L47 154ZM47 156H46V157H47ZM95 156H96V157H95ZM164 156H165V154H164ZM167 156H168V155H167ZM250 156H252V155H250ZM46 157H45V158H46ZM78 157H79V156H78ZM83 157H84V156H83ZM86 157H87V155H86ZM88 157H89V155H88ZM90 157H91V156H90ZM147 157H148V156H147ZM159 157H160V156H159ZM193 157H194V156L192 155V158H193ZM260 157H264V156H260ZM260 157H259V159H260ZM51 158H49V159L51 160ZM63 158L58 159V160H62ZM84 158H85V157H84ZM144 158H145V157H144ZM148 158H149V157H148ZM153 158H155V156H154ZM163 158L166 160V157H163ZM246 158H247V157H246ZM246 158H245V160H246ZM253 158H255V157H253ZM0 159H1V157H0ZM2 159H1V160H2ZM49 159H47V160H46V159H45V160L43 159V161H42V167H43V169H45V174H43V176H41L42 178H45V177H48V178H49V176H50V177H51V175H54V176H55V175L60 174L61 172H62L61 174H63V172H65L64 174H66L67 177L69 176V174L71 173V172H69V171H70V170H69L70 167H69V168L66 167V168H68V169H66L64 166H62V168H61V170H60V166H59V165H62V164L55 165V163H54L55 161H53V160H55V156H54V158L52 159L53 162L50 161ZM81 159H83V158H81ZM188 159L191 160V157H190V158L188 157ZM1 160H0V161H1ZM4 160H5V159H4ZM4 160H2V161H4ZM58 160L56 159V162H57ZM78 160H79V159H78ZM84 160H85V159H84ZM145 160L147 161V159H145ZM149 160H150V158H149ZM165 160H164V161H165ZM167 160H168V159H167ZM255 160H258V158H257V159L255 158ZM260 160H261V161L259 162V166H260V168H258V167H259V166L257 165L258 162H257L256 164L254 163L255 166L257 165L256 167L259 169V171H261L260 169H262L261 166L263 167V165H264V160H263V158H261ZM2 161H1V162H2ZM8 161H4V162H7L6 164L9 166ZM12 161H13V160H12ZM80 161L82 162V160H80ZM150 161H152V160H150ZM186 161H188V160H186ZM225 161H226V160H225ZM247 161H249V159H248ZM252 161H253V160H252ZM1 162H0V163H1ZM10 162H11V161H10ZM10 162H9V163H10ZM59 162H60V161H59ZM71 162H72V161H71ZM84 162H85V161H84ZM84 162H82V163L84 164ZM143 162H144V161H143ZM143 162H142V163H143ZM165 162H167V161H165ZM253 162H254V161H253ZM255 162H256V161H255ZM67 163H68V162H67ZM72 163H73V162H72ZM74 163H75V162H74ZM78 163H80V162H78ZM142 163H141V165H142V167H143V169H144L145 166H143L144 163H143V164H142ZM148 163H149V161L147 162V165L145 164L146 167H148ZM187 163H188V162H187ZM225 163H226V162H225ZM225 163H224V164H225ZM2 164H3V163H2ZM37 164H40V162H38ZM64 164H65V162H64ZM83 164H82V167H84ZM32 165L34 166V164H32ZM69 165H70V164H67V166H69ZM79 165H80V164H79ZM79 165H77V166H79ZM87 165H88V164H87ZM188 165H190V161H189ZM211 165H212V164H211ZM1 166H2V165H1ZM3 166H5V164H4ZM3 166H2V168H3ZM35 166H36V165H35ZM35 166H34V167H35ZM65 166H66V165H65ZM208 166H209V165H208ZM5 167H6V166H5ZM34 167H33V168H34ZM42 167H40V168H42ZM63 167L65 168L64 170H62ZM209 167H211V166H209ZM249 167H250V166H249ZM8 168H9V167H8ZM33 168H32V169H33ZM40 168H39V169H40ZM74 168H75V167H74ZM74 168H72V169H74ZM76 168H77V167H76ZM80 168H81V167H80ZM82 169H83V168H82ZM247 169H248V168H247ZM251 169H252V168H251ZM255 169H256V168H255ZM255 169H254V170H255ZM263 169H264V168H263ZM0 170H1V167H0ZM2 170H3V169H2ZM6 170H7V169H6ZM68 170H69V171H68ZM140 170H141V171H140ZM146 170H149V168H146ZM256 170H257V169H256ZM256 170H255V171H256ZM8 171H10V170H8ZM83 171H84V169H83ZM143 171H145V170H143ZM202 171H203V170H202ZM252 171H253V169H252ZM259 171H257V172H259ZM72 172H73V171H72ZM74 172H76V170H74ZM74 172L72 173L73 175L71 174V176H74V175H75ZM77 172L80 173L81 171H80V172L77 171ZM148 172H149V171H148ZM253 172H254V171H253ZM0 173H1V172H0ZM5 173H6V172H5ZM82 173H83V172H82ZM145 173H146V172H145ZM200 173H202V172L200 171ZM200 173H198V174H200ZM206 173H207V172H206ZM247 173H248V170H247ZM250 173H251V171H250ZM263 173H264V171H263V172L261 171V175H262ZM7 174H8V173H7ZM7 174H6V175H7ZM34 174H35V173H34ZM61 174H60V175H61ZM64 174H63V175H64ZM80 174H81V173H80ZM84 174H85V172H84ZM203 174H204V173H203ZM203 174H201L202 176L200 175L202 178H203ZM253 174H254V173H253ZM253 174H252V175H253ZM256 174H257V173H255V176H257ZM0 175H1V174H0ZM2 175H3V174H2ZM2 175H1V176H2ZM8 175H9V174H8ZM10 175H11V174H10ZM27 175L29 176V174H27ZM27 175H26V176H27ZM63 175H61V177H63V178L65 179L66 175H64L65 177H64ZM144 175L146 176V178H145ZM164 175H165V174H164ZM166 175H167V174H166ZM166 175H165V176H166ZM172 175H173V174H172ZM207 175H208V173H207ZM245 175H246V174H245ZM252 175H251V174H248L247 177H250V176H252ZM263 175H264V174H263ZM3 176H4V175H3ZM26 176H25V177H26ZM28 176H27V177H28ZM33 176H34V175H33ZM71 176H69V178H70ZM80 176H81V175H80ZM173 176H174V175H173ZM194 176H195V175H193V177H194ZM197 176H198V175H197ZM197 176H196V177H197ZM205 176H206V174H205ZM208 176H210V174H209ZM208 176H207V177H208ZM211 176H212V175H211ZM211 176H210V177H211ZM259 176H260V174H259ZM5 177H6V176H5ZM7 177H8V176H7ZM9 177H11V176H9ZM27 177H26V178H27ZM34 177H35V176H34ZM52 177H53V176H52ZM58 177H59V176H56V178H54L53 180H56V181L58 180V181H59V178H60L61 180L63 179V178H61V177H59V178H58ZM67 177H66V178H67ZM156 177L158 178L159 176H156ZM169 177H170V175H169ZM169 177H168V178H169ZM171 177H172V176H171ZM190 177H191V176L189 175L188 178H190ZM193 177H192V178H193ZM244 177H245V176H244ZM252 177H253V176H252ZM29 178H30V177H29ZM35 178H36V177H35ZM69 178H67V179L70 180ZM148 178H154V176H153V177H152V176H151V177L149 176ZM166 178H167V177H166ZM166 178H165V179H166ZM186 178H187V177H186ZM186 178H184V179H186ZM194 178H195V177H194ZM256 178H257V177H256ZM256 178H255V179H256ZM262 178L264 179V176H263ZM0 179L5 180L6 178L4 179V178H1V177H0ZM30 179H31V178H30ZM67 179H66V180H67ZM84 179H85V178H84ZM154 179L156 180V178H154ZM154 179H152L151 181L153 182ZM160 179H161V178H160ZM175 179H176V178H174L173 180L175 181ZM196 179H197V178H196ZM205 179L207 180L206 177H205ZM209 179H211V178H208V180H209ZM212 179H213V178H212ZM255 179H254V180H255ZM257 179H259V178H257ZM2 180H0V181L2 182ZM10 180H11V178H10ZM24 180H25V178H24ZM50 180H52V179H50ZM53 180H52L51 183H52V185L54 186L55 183H57V182H54ZM61 180H60L59 182H61ZM155 180H154V182L158 185L157 180H156V181H155ZM163 180H164V179H163ZM166 180H167V179H166ZM177 180H178V179H176V182H177ZM186 180H189V181H190L191 179H186ZM192 180H193V179H192ZM198 180H199V177H198ZM198 180H197V181H198ZM203 180H204V179H203ZM203 180L201 179V181H203ZM208 180H207V181H208ZM218 180H219V179H218ZM195 181H196V180H195ZM197 181H196V182H197ZM207 181H206V182H207ZM209 181H210V180H209ZM209 181H208V182H209ZM215 181H216V180H215ZM245 181H246V180H245ZM255 181H256V180H255ZM255 181L252 180V182H255ZM260 181H261V179H260ZM262 181H263V180H262ZM1 182H0V183H1ZM8 182H9V181H8ZM28 182H29V184H30V181H28ZM31 182H32V180H31ZM48 182H49V180H48ZM48 182H47V183H48ZM68 182H69V181H68ZM152 182H150V183H152ZM158 182H159V181H158ZM160 182H161V181H160ZM160 182H159V183H160ZM165 182H166V181H165ZM170 182L173 183L172 180H170ZM176 182H175V183H176ZM183 182H185V181H183ZM186 182H188V181H186ZM186 182H185V183H186ZM192 182H193V181H192ZM198 182H199V185H200V181H198ZM216 182H217V181H216ZM216 182H214V183L216 184ZM218 182H219V181H218ZM257 182H258V185H259V180H258ZM3 183H4V182H3ZM3 183L0 184V188H1V185H2ZM33 183H34V182H33ZM33 183H32V184H33ZM45 183H46V182H45ZM47 183H46V186H45V185H43V186L47 187V189H48L49 186H47ZM53 183H54V184H53ZM64 183H65V185H66V182H62L61 185L64 184ZM139 183H140V184H139ZM148 183H149V182H148ZM162 183H164V182L162 181ZM171 183H170V184H171ZM188 183H190V182H188ZM201 183H204V182H201ZM209 183H210V182H209ZM4 184H5V183H4ZM4 184H3V185H4ZM34 184H35V183H34ZM48 184H49V183H48ZM67 184H68V183H67ZM160 184H161V183H160ZM167 184L169 185L168 181H167V183H166L165 185H167ZM173 184H174V183H173ZM176 184H177V183H176ZM179 184H180V183H179ZM182 184H183V183H182ZM195 184H196V183H195ZM204 184H205V183H204ZM204 184H202V185H204ZM256 184H257V183H256ZM260 184H261V183H260ZM15 185H16V183H14L13 186H15ZM17 185H18V184H17ZM68 185H69V184H68ZM71 185H72V184H71ZM149 185H150V184H149ZM171 185H172V184H171ZM187 185H188V184H187ZM191 185H192V184H191ZM193 185H194V184H193ZM193 185H192V187H194ZM197 185H198V184H197ZM205 185H206V184H205ZM207 185H209V184H207ZM210 185H211V184H210ZM212 185H213V184H212ZM216 185H217V184H216ZM262 185H263V183H262ZM262 185H259V186H262ZM43 186H42V187H43ZM55 186H57V184H56ZM59 186H60V184H59ZM59 186H57L58 190L60 189ZM74 186H75V185H74ZM150 186L152 187V185H150ZM153 186H154V185H153ZM155 186H156V185H155ZM159 186H160V185H159ZM159 186H158V188H159ZM161 186H162V185H161ZM161 186H160V187H161ZM163 186H164V184H163ZM163 186H162V187H163ZM176 186H177V185H176ZM176 186H174V187H176ZM188 186H189V185H188ZM188 186H186L185 188H187ZM213 186H214V185H213ZM225 186H226V185H225ZM253 186H255V185L253 184ZM5 187H6V186H5ZM8 187L10 188V187H11V184L8 183ZM16 187H17V189H18V186H16ZM16 187H15V188H16ZM19 187H21V186H19ZM30 187L32 188V185H31ZM37 187H38V186H37ZM42 187H40V188H42ZM45 187H44V188H45ZM50 187H51V186H50ZM50 187H49V188H50ZM63 187H64V186H63ZM75 187H76V186H75ZM151 187H150V189H151ZM169 187H170V186H169ZM181 187H184V185H183V186H178V188H181ZM201 187H202V186H201ZM201 187H200V188H201ZM216 187H217V186H216ZM216 187H215V188H216ZM218 187H221V185L218 184ZM238 187H240V186H238ZM256 187H257V186H256ZM15 188H13V189H15ZM34 188H35V186H34ZM52 188H53V187H52ZM61 188H62V187H61ZM66 188H67V189H68V188L72 189L71 186H70V187H66ZM138 188H139V187H138ZM153 188H154V187H153ZM156 188H157V187H156ZM158 188H157V189H158ZM166 188H168V186H167ZM166 188L164 187L163 190L166 189ZM170 188H172L171 190H173V186L170 187ZM185 188H184V189H185ZM190 188H191V186L189 187V189H190ZM196 188H198V186H196ZM200 188H199V190H196V192L200 191ZM204 188H206V187L204 186ZM204 188H203V189H204ZM209 188H212V187H209ZM215 188H214V189H215ZM224 188H225V187H224ZM240 188H241V187H240ZM263 188H264V187H263ZM2 189H5V188H2ZM19 189H20V190H19ZM19 189H18L19 191H22L21 188H19ZM26 189L28 190V187H27ZM26 189L24 188L23 190L26 191ZM37 189H38V188H37ZM55 189H56V188H55ZM63 189H65V188H63ZM70 189H69V190H70ZM134 189H135V188H134ZM140 189H141V188H140ZM150 189H148V190H150ZM159 189L161 190V188H159ZM175 189H176L175 192L170 190V191H171V194H172V193L176 194L177 191L179 190V189L177 190V188H175ZM175 189H174V190H175ZM184 189H180V190L182 191V190H184ZM187 189H188V188H187ZM191 189H192V188H191ZM191 189H190V190H191ZM193 189H194V191H195V188H193ZM214 189H212V190L214 191V193H216V190H217V189H219L218 191L221 192V190H220L221 188H217V189H215V190H214ZM242 189H243V188H242ZM254 189H256V188H254ZM261 189H262V188H259V189L257 188V190H258L259 192H260ZM7 190H8V189H7ZM11 190H12V189H9L8 191H10V193H11ZM15 190H16V189H15ZM15 190H13V191H15ZM38 190L42 191V190H44V189L42 188V189H38ZM45 190H46V189H45ZM49 190H50V189H49ZM51 190H52V189H51ZM51 190H50V191H51ZM58 190L56 189L57 192H58ZM61 190H62V189H60V191H61ZM138 190H139V189H138ZM151 190H152V189H151ZM163 190H161L160 192H161V193H162V192L164 193ZM168 190H169V189H168ZM168 190H165V191H166L165 193H168V192H169ZM190 190H189V191H190ZM210 190H211V189H210ZM210 190H208V192L204 191L205 194H206V193L210 194L211 192H213V191L209 192ZM243 190H244V189H243ZM257 190H256V193H257ZM13 191H12V192H13ZM19 191H18V192H19ZM29 191L33 194V192H32L33 190L30 189ZM29 191H28V192H29ZM35 191H37V190H35ZM35 191H34V192H35ZM47 191H48V190H47ZM56 191H54V189L52 190V192H54V193H56ZM60 191H59V194L57 193L58 195L56 194L57 196H54L53 194H51L52 192H49V191H48L49 193L47 194V196H46V195L44 196V194H43L44 192L42 193V194H43L42 196H43V198H44L43 200H45V201H43V202L45 203V204H44L45 207L43 206V207L45 208V212H46V211H50V212H52L54 209H55V211H56V210H59L57 207H58V206H61V207H62V203L65 202V201H67V200L64 201V199L68 196V192H69V191L67 192V194L65 193L66 196H65L64 199H63V196H62V194H61V193H64V192H63L64 190H62L61 192H60ZM136 191H137V188H136ZM144 191H145V192H144ZM157 191H159V190H157ZM157 191H156V192H157ZM189 191H188V193H189ZM202 191H203V190H202ZM218 191H217V192H218ZM238 191H239V190H237V193H238ZM261 191H262V190H261ZM5 192H6V191H5ZM5 192H4V193H5ZM18 192H17V193H18ZM22 192H23V191H22ZM28 192H24L25 194H22V193H21V194H22V196H24V195H27L26 193H28ZM70 192H71V191H70ZM148 192H150V194H152L153 191H152V192H151V191H148ZM148 192H147V194H146V193H145V194H146V195H149ZM179 192H180V191H179ZM179 192H178V193H179ZM182 192H183V191H182ZM191 192H193V190H192ZM204 192H201V191H200L201 194L204 193ZM223 192H225V191H222V193H220V194H222V195L216 193L215 196L220 195V196H222V197L225 198L226 195L224 194V196H223ZM241 192H242V191H241ZM2 193H3V190H2V192H0V196H1V197H2V195H1ZM35 193L39 194L38 192H35ZM131 193H132V194H131ZM141 193H140V194H138V193L136 194V192H135L134 194H136V195H140V197H141ZM154 193H155V191L153 192V194H154ZM157 193H158V192H157ZM163 193H162V196H164V194H165V193H164V194H163ZM185 193H186V192H184L183 194L185 195ZM194 193H195V192H194ZM198 193H199V192H198ZM12 194H14V193H12ZM15 194H16V192H15ZM15 194H14V195H15ZM21 194H20V196H21ZM45 194H46V192H45ZM60 194H61V195H60ZM70 194H71V193H70ZM70 194H69V196H70ZM134 194H133V195H134ZM155 194H156V193H155ZM159 194H160V193H159ZM169 194H170V193H169ZM169 194H166V196L168 197ZM171 194H170V196H171ZM174 194H173V195H174ZM179 194L181 195V193H179ZM179 194H176V195H178V197H179ZM191 194H192V193H191ZM196 194H197V193H196ZM205 194L201 197L202 199H203V197H205ZM211 194L213 195V193H211ZM243 194H244V192H243ZM243 194H241V196H242ZM261 194H262V193H261ZM263 194H264V193H263ZM10 195H11V194H9V192H8V196H10ZM28 195H29V194H28ZM28 195H27V196H28ZM136 195H134V196H136ZM146 195L142 194V196H144V199H138V198H137V199H138L137 203H140V205H142V207H143V204H142V203H143V202L145 203V201H148V200L145 199V196H146ZM173 195H172V196H173ZM176 195H175V196H176ZM184 195H181V196L184 197ZM186 195H187V197H188V194H186ZM189 195H190V194H189ZM206 195H207V194H206ZM238 195H239V194H238ZM256 195H257V194H256ZM5 196H7V192H6L5 195H3V198H4ZM8 196H7V198H8ZM11 196H12V195H11ZM15 196H19V193H18V195H15ZM33 196H34V195H33ZM38 196L42 197L41 195H38ZM69 196H68V198H69ZM134 196H133V198H134ZM154 196H155V195H154ZM154 196H153V197H154ZM157 196H159V195H157ZM157 196H156V197H157ZM166 196H165L164 198H167ZM170 196H169V197H170ZM192 196H193V195H192ZM195 196H196V195H194V197H195ZM199 196H201V195H199ZM207 196H208V195H207ZM209 196H211V195H209ZM213 196H214V195H213ZM235 196H236V195H235ZM243 196H244V195H243ZM254 196H255V195H254ZM13 197H14V196H13ZM24 197H25V200H26V199H27L26 196H24ZM28 197H29V196H28ZM34 197L37 198V195L34 196ZM78 197H79V195H78ZM126 197H127V199H126ZM140 197H139V198H140ZM149 197H152V195L149 196ZM156 197H155V198H156ZM185 197H186V196H185ZM211 197H212V196H211ZM227 197H229V196H227ZM236 197H237V196H236ZM238 197H239V196H238ZM252 197H253V193L251 194V197H250V198H252ZM256 197L259 198V195L256 196ZM260 197H262V195H261ZM263 197H264V196H263ZM263 197H262V198H263ZM5 198H6V197H5ZM9 198H10V197H9ZM9 198H8V200H9ZM16 198H17V197H16ZM16 198L14 197L15 200H16ZM68 198H66V199H68ZM82 198H80V200H81ZM133 198H132V199H133ZM142 198H143V197H142ZM146 198H147V197H146ZM157 198H158V197H157ZM159 198L161 199V197H159ZM171 198H173V197H171ZM171 198L169 199L170 202H171V201H175V200H171ZM196 198H199V197L196 196ZM213 198H214V197H213ZM216 198H218V197H216ZM216 198H215V199H216ZM231 198H232V197H231ZM233 198H234V197H233ZM240 198H241V197H240ZM240 198H238L239 200H238V199H237V200L240 201ZM253 198H255V197H253ZM253 198H252V199H253ZM11 199H13V198H11ZM19 199H21V198L19 197ZM32 199H33V198H32ZM40 199H42V198H40ZM40 199H38V200H40ZM70 199H72V198H69V200H70ZM78 199H79V198H78ZM83 199H82V200H83ZM132 199H131V200L129 199V200L132 201ZM135 199H136V198H135ZM147 199H148V198H147ZM173 199H175V198H173ZM187 199H188V198H187ZM192 199H193V197H192ZM255 199H256V198H255ZM8 200H5V202H6V201L8 202ZM15 200H12V201L15 202ZM21 200H22V199H21ZM27 200H30V199L28 198ZM38 200H37V201H38ZM69 200H68V201H69ZM129 200H128V203H130ZM133 200H134V199H133ZM142 200H143V202L141 203ZM144 200H145V201H144ZM150 200H152V199H150ZM150 200H149V203H150ZM161 200H162V199H161ZM165 200H166V203H167V199H164V201H165ZM169 200H168V202H169ZM196 200H197V199L194 198V201H196ZM213 200H214V199H213ZM217 200L219 201V199H217ZM263 200H264V198H263ZM0 201H1V200H0ZM16 201L19 202V200H16ZM32 201H34V199L31 200V202H32ZM83 201H86V200H83ZM87 201H89V200H87ZM87 201H86V202H87ZM139 201H140V202H139ZM157 201H158V200H156V203H157ZM159 201H160V200H159ZM164 201H163V202H164ZM220 201H221V198H220ZM220 201H219V202H220ZM226 201H227V202H228V201H232V202H234L235 200H234V199H233V200L230 199V200H226ZM253 201H255V200L253 199ZM10 202H11V201H10ZM14 202H12V203H14ZM18 202H16V203L18 204ZM24 202H25V201H24ZM34 202L37 203L36 200H35ZM38 202H39L38 204H41L40 201H38ZM98 202H99V203H98ZM133 202H134V201H133ZM214 202H215V201H214ZM222 202H223V200H222ZM227 202H226V204H222L221 202H220L221 204H220V203H219V204L222 205V207H225V205H228ZM249 202H251V201L249 200ZM263 202H264V201H262L261 198H260V202H259V200L257 199V203H255V202H254V203L257 204V206L262 205V206L264 207V203H263ZM0 203H2V205L0 206V264H2V263H3V259H4L5 257L11 258V257H9V256H12V258L8 260V261L11 262V260H13L15 257L18 256V255H16V254H19V252H21V251L23 252V251H24V248H22V250H21V244L23 243V240H24L27 236H26L25 238L20 237V236H21V235H20V233H21L20 231H21V230H20V231L17 230V229L15 228L16 226L13 228V225H12V228L17 230V231L15 230V232H14L13 229H12L13 232H12V230L10 231L11 228H10V229H7V228L9 227V226L7 225V223H8L9 221H12V220H10L9 218H7L8 216H10V214H9V211H10V210L8 211L7 209H8L10 206H11V208H12V207L14 206V204L9 206V203H8V205H6L7 203H5V205H6L7 207H3V202H0ZM12 203H11V204H12ZM16 203H15V204H16ZM25 203H26V202H25ZM27 203H28V202H27ZM32 203H33V202H32ZM83 203H84V202H83ZM131 203H132V202H131ZM137 203H136V204H137ZM152 203H153V205H154L155 202L152 200L151 204H152ZM174 203H175V202H174ZM217 203H218V202H217ZM223 203H225V201H224ZM235 203H236V202H235ZM235 203H234V204H235ZM237 203H238V202H237ZM237 203H236V204H237ZM19 204H21V202H19ZM30 204H31V203H30ZM30 204H28V205H30ZM46 204H47V206H46ZM63 204H64V203H63ZM69 204H70V203H69ZM69 204H68V202H66V204H64V205H66L67 208H68V205H69ZM78 204H79V203H78ZM78 204H77V205H78ZM110 204H111V205H110ZM146 204H148V202H146ZM146 204H145V205H146ZM151 204H150V205H151ZM159 204H160V206H161V204H163V203H162V202H161V203L159 202ZM159 204H158L157 206H159ZM215 204H216V203H215ZM219 204H217V205H219ZM229 204H230L232 207H233V205H234V204H231L230 202H229ZM236 204H235V205H236ZM249 204H250V203H249ZM21 205H22V204H21ZM25 205H26V204H25ZM28 205H27V206H28ZM35 205H36V204H35ZM64 205H63V207L65 208L66 206H64ZM91 205H93V206H91ZM130 205H131V204H130ZM132 205H134V203H133ZM132 205H131V206H132ZM140 205H137V206H138V209H137V210H139V206H140ZM145 205H144V207H145ZM148 205H149V204H148ZM148 205H147V206H148ZM223 205H224V206H223ZM230 205H229V206H230ZM251 205L253 206V203H251ZM8 206H9V207H8ZM15 206L17 207V205H15ZM15 206H14V207H15ZM30 206H31V205H30ZM40 206H41V205H40ZM79 206H82V205H79ZM103 206H104V205H103ZM116 206H117V207H120V208H117ZM131 206L128 205L129 208H131ZM134 206L137 208L136 205H134ZM155 206H156V204H155ZM157 206H156V207H157ZM237 206H238V205H237ZM16 207L14 208V209H15V213H16L17 210H18L17 208H21V207H23V209H24V206H21V207L18 206L17 208H16ZM33 207H34V204H33ZM36 207H38V205H36ZM61 207H60V208H61ZM99 207H100V206H99ZM101 207H102V206H101ZM105 207H106V206H105ZM105 207H102V208H105ZM140 207H141V206H140ZM218 207H219V206H218ZM238 207H239V206H238ZM254 207H256V206L254 205L253 208H254ZM263 207H262V208H263ZM56 208H57V209H56ZM64 208H63V209H64ZM67 208H65V209H67ZM97 208H98V206H97ZM133 208H134V207L132 206V209H133ZM145 208H146V207H145ZM145 208H144V209H145ZM151 208H155V207H150V208L147 207L148 210L151 209ZM236 208H237V207H236ZM251 208H252V207H251ZM251 208H249V210H250ZM256 208H257V207H256ZM260 208H261V207H260ZM260 208H258V210H260ZM16 209H17V210H16ZM23 209H22L21 211H23ZM25 209H26V206H25ZM25 209H24V211H25ZM30 209H32V207H31ZM30 209L28 208V210H30ZM35 209H38V208H35ZM39 209H40V207H39ZM42 209H43V208H42ZM42 209H41V210H42ZM61 209H62V208H61ZM61 209H60V212H61ZM65 209H64V212L66 211ZM123 209H124V210H123ZM132 209H131V210H132ZM217 209H219V208H217ZM220 209H221V208H220ZM223 209H224V208H223ZM225 209H226V207H225ZM67 210H69V208H68ZM102 210H103V209H102ZM105 210H106V209H105ZM126 210H127V209H126ZM128 210H129V209H128ZM133 210H136V209L134 208ZM151 210H152V209H151ZM151 210H150V211H151ZM157 210H158V209H157ZM221 210H222V209H221ZM247 210H248V209H247ZM249 210H248V211H249ZM254 210H255V209H254ZM262 210H263V209H262ZM262 210H261V212H262ZM13 211H14V210L12 209L11 212L13 213ZM21 211H19V212L23 215L24 213L21 212ZM26 211H27V210H26ZM55 211H54V212H55ZM85 211H84V212H85ZM89 211H88V213H89ZM108 211H110V212L108 213ZM139 211H140V210H139ZM139 211H137V212H139ZM141 211H142V210H141ZM143 211H144V210H143ZM145 211H147V210H145ZM145 211H144V212H145ZM150 211H147L146 214H147L148 212L150 213ZM155 211H156V209H155ZM155 211H154V212H155ZM158 211H159V210H158ZM158 211H157V213L160 214ZM223 211H224V210H223ZM244 211L247 212V211H246V208L244 209ZM244 211L242 210L243 213H244ZM250 211H251V210H250ZM252 211H253V210H252ZM255 211H257V210H255ZM39 212H40V211H39ZM41 212H42V211H41ZM50 212H49V213H50ZM67 212H68V214H69V211H67ZM67 212H65L64 214H66ZM132 212L135 213V211H132ZM137 212H136V213H137ZM144 212H143V213H144ZM261 212L259 211L258 213H260V215H262ZM17 213H18V212H17ZM17 213H16V215L19 216V214H17ZM28 213H29V211L27 212V214H28ZM49 213H47V214H49ZM55 213H56V212H55ZM57 213H59V211H58ZM57 213H56V214H57ZM61 213H62V212H61ZM61 213H59L60 215L58 216V217H59L58 220H60V222H64V223H66V225L64 226V229H62V230L59 228V229H60V232H61V231H62V232H61V233L58 232L59 235H57L58 237H56L57 239H55L54 241L57 240L58 243L62 242V243H60V244H62V245L64 244V245L62 246V249H63L62 252H63V251L65 252L66 250H68L69 248H71V246H75V247H76V246H78L79 244L81 245V243H82V244L85 243V241H84V243H83V240H86V238H82V237H81L82 240H80V241H82V242L80 243V242H79V239H80V238H79V235H78V238H77L76 235H75V234H77V232H76V233H74V232H75V230H76V229L78 228V226H79L78 223H81V224H82V223L85 221L84 219L87 220V218H90V217H89L90 215L88 214V217H85V218H84V216L86 215V214L84 213V216H81V217L84 218V219L82 218L83 220H80L81 218L79 217L80 219L72 221V220L67 219V217L62 216L63 214L61 215ZM92 213H91V214H92ZM125 213H126V212H125ZM128 213L131 214V211L128 212ZM128 213H127V214H128ZM143 213H142V215H144ZM151 213H152V212H151ZM151 213H150V214H151ZM157 213H155V214H156V217H157ZM247 213H248V212H247ZM247 213H246V215H247ZM258 213H257V214H258ZM21 214H20V215H21ZM51 214H53V212H52ZM121 214H122V213H121ZM121 214H119V216H120ZM137 214H138V213H137ZM137 214H136V216H137ZM139 214H140V213H139ZM150 214H149V215H150ZM248 214H249V213H248ZM255 214H256V212H255ZM25 215H26V213H25ZM28 215H29V214H28ZM43 215H45V214L43 213ZM49 215H50V214H49ZM49 215H48V216H49ZM53 215H54V214H53ZM53 215H51V217H53ZM66 215H67V214H66ZM71 215H73V214L70 213V216H69V217H71ZM104 215H105V217H104ZM123 215H124V214H123ZM132 215L135 216L134 214H132ZM132 215H131V216H132ZM246 215H245V216H246ZM260 215H259V216H260ZM263 215H264V214H263ZM13 216H14V215H13ZM18 216H17V217H18ZM23 216H24V215H23ZM86 216H87V215H86ZM124 216H127V215H124ZM128 216H129V215H128ZM173 216H174V215H173ZM173 216H172V217H173ZM242 216H244V214H243ZM242 216H241V217H242ZM248 216H249V215H247V217H248ZM255 216H256V215H255ZM26 217H27V215H26ZM69 217H68V218H69ZM73 217H74V216H72V218H73ZM114 217H115V216H114ZM114 217L112 218V220L114 219ZM139 217H140V220H139L140 222L144 220V219L141 220V217H142V216H139ZM139 217H138V219H139ZM146 217H147V215H146ZM146 217L144 216V218H146ZM156 217L153 216L154 219H155ZM159 217H160V216H158V219H157V220H159ZM234 217H235V216H234ZM249 217H254V214H253V216H249ZM260 217H261V216H260ZM6 218L9 219V221L6 220ZM18 218H19V220H20V218H22V217H18ZM29 218L31 219L30 216H29ZM42 218H46V217L44 216V217H42ZM49 218H50V217H49ZM54 218H55V215H54ZM56 218H57V217H56ZM110 218H111V217H110ZM115 218H116V217H115ZM118 218H120V217H118ZM136 218H137V217H136ZM136 218H135V219H136ZM149 218H150V219H148V217H147L148 220H152V221H153V219H151V215L149 216ZM165 218H166V217H165ZM170 218H171V215H170ZM175 218H176V217H175ZM175 218H174V219H175ZM244 218H245V217H244ZM258 218H259V217H258ZM11 219H12V217H11ZM23 219H25V218L23 217L21 220H23ZM26 219H27V218H26ZM26 219H25V220H26ZM52 219H53V218H52ZM52 219L50 218L51 221H48V218H47V220H46V219H45V220L48 221V222H50L49 224L51 225V224H52V223H51V222H52ZM76 219H77V216H76ZM120 219H121V220L118 221V222L121 221L119 224H122V223H123V224L125 225L126 222H125L124 220H123V222H122V218H120ZM124 219H125V218H124ZM126 219H128V218L126 217ZM135 219H134L133 222H135ZM147 219H146V221H148ZM161 219H163V218L161 217ZM246 219H247V218H246ZM255 219L257 220V218H255ZM261 219H262V218H261ZM261 219H260V220H261ZM14 220H15V219H14ZM55 220H56V219H55ZM55 220L53 219V222H54ZM58 220H56L55 222H57ZM92 220H91V222H92ZM95 220H96V221H95ZM112 220L110 219V222H112ZM117 220H118V219H117ZM117 220H116V221H117ZM129 220H133V218L131 217V219H129ZM165 220H166V219H165ZM168 220H169V216H168ZM176 220H177V219H176ZM247 220H248V219H247ZM249 220H250V219H249ZM256 220H254V218H253V221H254L253 224H254V225H255V223H257V222L259 221V220H258V221H256ZM263 220H264V216H263ZM15 221H16V220H15ZM114 221H115V219H114ZM139 221H138V222H139ZM144 221H145V220H144ZM152 221H151V223H152ZM159 221H161V220H159ZM250 221L253 222V221H252V218H251ZM255 221H256V222H255ZM17 222H18V221H17ZM17 222H15V223L17 224ZM27 222H29L28 219L26 220V223H27ZM30 222H31V221H30ZM58 222H59V221H58ZM108 222H109V221H108ZM110 222H109V223H110ZM129 222H131V221H129ZM129 222L127 221V223H129ZM133 222H131V223H133ZM140 222H139V223H140ZM156 222H157V221H156ZM163 222H164V220H163ZM163 222L161 221V223H163ZM166 222H167V221H166ZM170 222L172 223V221H170ZM174 222L176 223L175 220H174ZM174 222H173V223H174ZM229 222H230V221H229ZM245 222H246V221H245ZM245 222H244V223L242 222V223H243V226H245V225H246V226L250 225L249 223L246 224ZM247 222H248V221H247ZM259 222H260V221H259ZM259 222H258V223H259ZM261 222H262V220H261ZM13 223H14V221H13ZM19 223H20V221H19ZM19 223H18V224H19ZM85 223H86V221H85ZM89 223H90V221H89ZM103 223H104V222L102 221V224H103ZM109 223H108V224H109ZM112 223H113V222H112ZM114 223H115V222H114ZM131 223H129L128 225H130L131 227H133L132 225L135 224V223H133V224H131ZM139 223H137V225H138ZM141 223H142V222H141ZM148 223H149V222H148ZM159 223H160V222H159ZM159 223L157 222V224H159ZM161 223H160V224H161ZM171 223H170V224H171ZM242 223H241V224H242ZM8 224L10 225V223H8ZM16 224H15V225H16ZM29 224H31V223H28V226H30L31 229L33 228L32 226H35L34 224H33L32 226L29 225ZM54 224L56 225V223H54ZM57 224H58V223H57ZM59 224H60V223H59ZM61 224L63 225V223H61ZM61 224H60V225H61ZM71 224H77V225H71ZM81 224H80V225H81ZM83 224H84V223H83ZM86 224H87V223H86ZM95 224H96V223H95ZM100 224H101V223H100ZM102 224H101V227H104ZM119 224H118V225H119ZM143 224H145V223H142V225H143ZM154 224H155V223H154ZM160 224H159V225H160ZM163 224H164V223H163ZM163 224H162V225H163ZM167 224H168V223H167ZM263 224H264V223H263ZM263 224H262V225H263ZM23 225H24V224H22V222H21V226H20V227H24ZM84 225H85V224H84ZM87 225H88V224H87ZM87 225H85V226H87ZM96 225H97V224H96ZM105 225H106V224H105ZM111 225H113V224L110 223V226H111ZM142 225H140V226L142 227ZM149 225H150V224H149ZM152 225H153V224H152ZM162 225H161V226H162ZM175 225H176V224H175ZM258 225H260V224L255 225V227L258 226ZM7 226H8V227H7ZM25 226H26V225H25ZM46 226H47V225H46ZM46 226L43 225V228L46 227ZM53 226H54V225H53ZM53 226L51 225V229H55V227H53ZM99 226H100V225H99ZM106 226H107V225H106ZM114 226H115V225H114ZM114 226H113V227H114ZM126 226H127V224H126ZM130 226H129V227H130ZM135 226H136V225H135ZM143 226H144V225H143ZM155 226H156V225H155ZM155 226H154V227H155ZM161 226H160V227L158 226L157 228H161V229H162V233H164V232H163L164 229H163ZM168 226L170 227L171 225H168ZM246 226H245V227H246ZM252 226H253V225H252ZM252 226H250V227H252ZM263 226H264V225H263ZM6 227H7V228H6ZM30 227H28V228L25 227V228H26V230H27V229L29 230ZM35 227H36V226H35ZM35 227H34V228H35ZM38 227H39V226H38ZM47 227H48V226H47ZM52 227H53V228H52ZM56 227H57V226H56ZM58 227H59V226H58ZM60 227H61V226H60ZM81 227H82V225H81ZM87 227H88V226H87ZM111 227H112V226H111ZM146 227H147V230H148L149 228H148L147 225H146ZM150 227H151V226H150ZM165 227H166V226H165ZM175 227H176V226L171 227V228H175ZM222 227H224V226L222 225ZM222 227H221V228H222ZM240 227H241V226H240ZM240 227H238V228L241 230L242 227H241V228H240ZM245 227L243 228L244 230H245L246 228L248 229V227H246V228H245ZM255 227H253V228H255ZM17 228H19V227L17 226ZM48 228H49V227H48ZM62 228H63V227H62ZM104 228H105V227H104ZM106 228H109V227H106ZM118 228H119V227H118ZM139 228H140V227H139ZM142 228L144 229V227H142ZM152 228H153V227H152ZM155 228H156V227H155ZM167 228H168V227H167ZM238 228H237V229H238ZM257 228H258V227H257ZM22 229H23V228H22ZM51 229H50V230H51ZM56 229H57V228H56ZM82 229H83V228H82ZM84 229H85V228H84ZM84 229H83V231H84ZM102 229H103V228H102ZM130 229H131V228H130ZM133 229H134V227H133ZM136 229H137V227L135 228V231H136ZM140 229H141V228H140ZM165 229H166V228H165ZM250 229H251V228H250ZM259 229H261V228L259 227ZM259 229H257V230H259ZM263 229H264V227H263ZM33 230H34V229H33ZM42 230H43V229H42ZM45 230H47V229H45ZM50 230H47L48 232H47V231H46V232L49 234V233H51V231H52V230H51V231H50ZM88 230H89V229H88ZM105 230H107V229H105ZM105 230H104V231H105ZM137 230H138V229H137ZM144 230H145V229H144ZM144 230H143V231H144ZM149 230H150V229H149ZM159 230H160V229H159ZM223 230H224V229H223ZM257 230H255V233H257V232H256ZM18 231H19L20 233H18ZM23 231H24V230H23ZM35 231H37V230H35ZM35 231H34V232H35ZM39 231H40V230H39ZM76 231H77V230H76ZM90 231H92V230H90ZM96 231H97V230H96ZM130 231L132 232V230H130ZM151 231H153V230L151 229ZM156 231H157V234H158V232L160 233L161 230L158 231V230L156 229ZM156 231H155V232L153 231V232L156 234ZM171 231H172V229H171ZM245 231H247V230H245ZM252 231H253V230H252ZM261 231H263V230H261ZM25 232H26V231H25ZM25 232H24V233H25ZM32 232H33V231H32ZM44 232H45V231H44ZM54 232H57V231L54 230ZM79 232L82 233L81 231H79ZM79 232H78V233H79ZM144 232H145V231H144ZM147 232H148V231H147ZM149 232H150V231H149ZM149 232H148V233H149ZM153 232H152V233H153ZM166 232H167V231H166ZM166 232H165V233H166ZM168 232L170 233V236H171V233H172V232H170L169 230H168ZM240 232H241V231H240ZM240 232L237 231V233H238V234H236L237 237H238L239 234H240V235L242 234V233H240ZM253 232H254V231H253ZM22 233H23V232H22ZM22 233H21V234H22ZM26 233H29V232H26ZM47 233H44V234H47ZM83 233H84V232H83ZM102 233H103V232H102ZM152 233H151V235H152ZM165 233H164V234H165ZM173 233H174V232H173ZM211 233H212V232H211ZM249 233L252 234V232H250V230H249ZM29 234H30V233H29ZM31 234H32V233H31ZM40 234H41V232H40ZM40 234H38V235H40ZM56 234H57V233H56ZM140 234H143V233H140ZM212 234H213V233H212ZM243 234H244V231H243ZM251 234H249V235H251ZM257 234H258V233H257ZM257 234H256V236L258 237ZM261 234H262V233H260V235H261ZM26 235H27V234H26ZM85 235L88 236V238H89V235H90V234H89V235H88V234H85ZM134 235H135V234H134ZM147 235H148V234H147ZM23 236H25V234H23ZM45 236H46V235H45ZM45 236H44V237H45ZM81 236H83V234H82ZM118 236H119V235H118ZM135 236H136V235H135ZM143 236H144V235H143ZM145 236H146V235H145ZM149 236H150V233H149ZM157 236H158V235H157ZM157 236H156V237H157ZM160 236H161L162 238H164V237L167 238V237L169 236V234H168V236H167V234H166V236H165V235H160ZM160 236L157 237V239L160 238ZM224 236H225V234H224ZM241 236H242V235H241ZM241 236H239V237H241ZM244 236H245V235H244ZM254 236H255V234H254ZM261 236H262V235H261ZM30 237H33V236H30ZM30 237H29V238H30ZM34 237H35V236H34ZM36 237H37V236H36ZM47 237H48V239L50 238V236H47ZM54 237H55V235H54ZM54 237H53V238H54ZM139 237H140V238H139ZM151 237H153V236H151ZM156 237L154 236L153 239L156 238ZM237 237H235V238H237ZM242 237H243V236H242ZM247 237L249 238V236H247V233H246V237H245V238H247ZM251 237H252V236H251ZM259 237H260V236H259ZM263 237H264V236H263ZM111 238H112V237H111ZM137 238L141 239V238H144V237H141V235L139 236V235L137 234ZM162 238H161V239H162ZM166 238H165V239H166ZM175 238H177V237L175 236ZM181 238H182V237H181ZM183 238H184V237H183ZM225 238H226V237H225ZM245 238H244V239H245ZM27 239H28V238H27ZM31 239H32V238H31ZM36 239H37V238H36ZM45 239H46V241L48 240L47 238H45ZM51 239H52V238H51ZM124 239H129V237L126 238V236H125ZM134 239H135V237H134L133 239L130 238V240H128V241L130 242L131 240H133V241H131V242L134 243ZM148 239H149V238H147L146 242L152 240V239H149V240H148ZM169 239L172 240V239H174V238H172V236H171V238H168V240H169ZM179 239H180V238H179ZM179 239H178V241L180 242L181 240H179ZM185 239H186V237L184 238V240H185ZM187 239H188V238H187ZM192 239H193V238H192ZM192 239H191V242L194 241V240L192 241ZM196 239H197V238H196ZM251 239H252V238H251ZM259 239H262V238H259ZM259 239H258V240H259ZM28 240H29V239H28ZM39 240H40L41 243H42V240L40 239V237H39ZM109 240H110V237H109ZM111 240H112V239H111ZM168 240H165V243H167L166 241H168ZM171 240H169V241H171ZM174 240H176V239H174ZM182 240H183V239H182ZM188 240H189V239H188ZM224 240H225V239H224ZM224 240H223V243L226 245V242H224ZM240 240H243V239H240ZM262 240H263V239H262ZM25 241H26V240H25ZM25 241H24V242H25ZM34 241H35V239H34ZM34 241H33V242H34ZM40 241H39V242H40ZM57 241H56V243H57ZM124 241H125V244H128V245H131V244H132V243H131V244L126 243L127 240H124ZM141 241H142V240H141ZM141 241H140L141 245H140V244H139V245H140V247H142L141 249H144L145 252H146V249H147L148 247L145 249V248L143 247V246H145V245H142L143 242H145V240L143 239V242H141ZM152 241H154V240H152ZM161 241H163V243H164V240H160V242H161ZM189 241H190V240H189ZM233 241H234V239H233ZM233 241H232V242H233ZM236 241H237V242H236ZM238 241H239V238H237V239L235 240L234 244H235V243H238ZM260 241H261V240H260ZM39 242H37V243H39ZM49 242H52V240H50ZM49 242H47V243H49ZM87 242H88V244H89L88 239H87ZM87 242H86V243H87ZM104 242H105V241H104ZM109 242L111 243L112 241H109ZM138 242H139V241H138ZM146 242H145V243H146ZM150 242H151V241H150ZM154 242H155V241H154ZM154 242H153V243H154ZM156 242H157V241H156ZM171 242H172V244L174 243L173 240H172ZM196 242H197V241L195 240V243H196ZM230 242H231V241H230ZM240 242H241V241H240ZM251 242H252V241H251ZM251 242H250V239H249V243H251ZM254 242H255V241H254ZM254 242H252L253 245H255ZM262 242H264V241H262ZM262 242H261L260 244H262ZM26 243H27V242H26ZM35 243H36V242H35ZM37 243H36V244H37ZM43 243H44V242H43ZM52 243H53V242H52ZM54 243H55V242H54ZM86 243H85V244H86ZM122 243L124 244L123 241H122ZM169 243H170V242H168L167 245H168ZM176 243H177V242H176ZM185 243H186V242H185ZM185 243H184V244H185ZM189 243H190V242H189ZM249 243L247 242V244H245V245H248ZM24 244H25V243H24ZM28 244H30V245H28L29 247H28L27 245H26V246H27L28 248H30V246L32 245V242H30V243H28ZM33 244H34V243H33ZM39 244H40V243H39ZM45 244H46V243H45ZM49 244H50V243H49ZM106 244H107V242H105V246H106ZM136 244H138V243H134V245H136ZM170 244H171V243H170ZM174 244H175V243H174ZM192 244H193V243H192ZM239 244H240V243H239ZM239 244H238V246L242 245L243 243L240 244V245H239ZM256 244H258V243H256ZM22 245H23V244H22ZM42 245H43V244H42ZM107 245H109V244H107ZM132 245H133V244H132ZM132 245L129 246V248H131V247L134 248V246H132ZM148 245H149V244H148ZM153 245L155 246L156 244L154 243ZM153 245H152V247H154ZM167 245H166V246H167ZM180 245H183V242L180 243ZM188 245H189V244H188ZM188 245H187V244L184 245L183 248H185V246H188ZM190 245H191V244H190ZM225 245H223V248L226 247ZM236 245H237V244H236ZM243 245H244V244H243ZM33 246H34V245H33ZM33 246H32L31 248H33ZM39 246H40V249H38V250H40V252H42L43 248H41V244H40ZM47 246H48V245H47ZM57 246H58V245H57ZM122 246H124V245H122ZM136 246H138V245H136ZM149 246H151V245H149ZM164 246H165V244H164ZM169 246L171 247V245H169ZM172 246H173V245H172ZM174 246L178 247L179 245L175 244ZM174 246H173V248H174ZM194 246H196V245H194ZM224 246H225V247H224ZM250 246H251V247H250ZM250 246H249L250 250H247V251H251L252 245H250ZM259 246H261V245H259ZM263 246H264V243H263ZM35 247H36V246H35ZM37 247H38V245H37ZM37 247H36V248H37ZM43 247H45V246H43ZM59 247L61 248V245H60ZM59 247H58V249H59ZM75 247H74V248H75ZM88 247H89V245H88ZM114 247H115V246H114ZM116 247H117V245H116ZM152 247H151V248H152ZM167 247H168V246H167ZM167 247H166V248H167ZM170 247H169V248H170ZM179 247H180V246H179ZM181 247H182V246H181ZM181 247H180L179 249H178V248H175V249L178 250V251H176V252H178V253L180 252V254H181V252L183 251V249L181 250ZM235 247H236V246H235ZM261 247H262V246H261ZM28 248H27V250H29ZM52 248H53V247H52ZM54 248H55V246H54ZM86 248H87V245H86ZM125 248H127V246H126ZM136 248H137V247H135V249H136ZM138 248H139V246H138ZM138 248H137V249H138ZM154 248L156 249V247H154ZM162 248L165 249V247H163V246H162ZM171 248H172V247H171ZM189 248H190V250H191V248H194V249H195V248H199V247H198V244H197L196 247H189ZM237 248H238V247H237ZM241 248H242V247H241ZM246 248H248V247H245L244 250H245ZM249 248H248V249H249ZM254 248H255V246H254ZM256 248H257V246H256ZM258 248H259V247H258ZM16 249H17V250H16ZM41 249H42V250H41ZM44 249H45V248H44ZM104 249H109V248H108V247H107V248L105 247ZM112 249H113V248H112ZM112 249L110 248V250H112ZM117 249H118V248H117ZM119 249H120V246H119ZM119 249H118V250H119ZM185 249H186V248H185ZM187 249H188V248H187ZM260 249H263V247L260 248ZM18 250H20V251H18ZM25 250H26V249H25ZM27 250H26V252H27ZM30 250H31V249H30ZM30 250H29V251H30ZM38 250L36 251L37 253H39ZM45 250H46V249H45ZM54 250H55V249H54ZM70 250H73V248H71ZM74 250H75V249H74ZM110 250H109V251H110ZM114 250H115V249H114ZM114 250H113V251H114ZM123 250H124V248H123ZM127 250H129V249H127ZM130 250H131V249H130ZM144 250H143V251H144ZM149 250H150V247L148 248L147 251H149ZM156 250H157V249H156ZM170 250H172V249H170ZM192 250H193V249H192ZM195 250H196V249H195ZM241 250H242V249H241ZM241 250H240V251H241ZM252 250H253V249H252ZM256 250H257V249H256ZM256 250H255V251H256ZM16 251H18V252L15 254ZM43 251H44V250H43ZM48 251H49V249H48ZM48 251H47V252H48ZM52 251H53V250H52ZM58 251H59V250H57V252H58ZM101 251H102V250H101ZM101 251H100V252H101ZM120 251H122V250H119V252H120ZM131 251L136 252L135 250H131ZM131 251H130V253H131ZM138 251H140V250H138ZM165 251H166V250H165ZM168 251H169V250H168ZM173 251L175 252V250H172L171 252L173 253ZM184 251H186V250H184ZM184 251H183V252H184ZM199 251H200V250H199ZM199 251H198V252H199ZM236 251H237V250H236ZM247 251H246V252H247ZM255 251H254V252H255ZM257 251H258V250H257ZM262 251H263V250H262ZM262 251H260V252L262 253V255H264V251H263V252H262ZM13 252H14V253H13ZM22 252H21V255L23 254ZM26 252H25V253H26ZM44 252H45V251H44ZM59 252H60V251H59ZM62 252H61V253H62ZM66 252H69V251H66ZM83 252H86V251H83ZM106 252H107V251H104V252H102V253H106ZM117 252H118V251H116V253H117ZM145 252H143V253H145ZM149 252H150V251H149ZM154 252H155V251H154V249H153V254H154ZM183 252H182V253H183ZM186 252H187V251H186ZM186 252H185V253H186ZM222 252H223V251H222ZM237 252H239V251H237ZM237 252H236V253H237ZM242 252H243V251H242ZM242 252H241V253L239 252L240 254H238V255H241V256H242ZM252 252H253V251H252ZM252 252H251V254H254V255L256 254V253H252ZM258 252H259V251H258ZM50 253L52 254L53 252L50 251ZM86 253H87V252H86ZM95 253H96V252H95ZM97 253H99L98 250H97ZM102 253H101V254H102ZM111 253L113 254V252H111ZM137 253H138V252H137ZM165 253L167 254V252H165ZM178 253H177V254H178ZM187 253H188V252H187ZM187 253H186V254H187ZM13 254H15L16 256L14 257ZM28 254H30V253H28ZM28 254H24V256H25V255H28ZM34 254H35V253H34ZM34 254H33V255H34ZM42 254H43V252H42ZM42 254H41V255H42ZM45 254H48V253L45 252ZM55 254H56V253H55ZM63 254H65V253H63ZM63 254H62V255H63ZM81 254H82V252H81ZM114 254H115V253H114ZM114 254H113V255H114ZM119 254H120V253H119ZM121 254H122V253H121ZM135 254H136V253H135ZM138 254H139V253H138ZM156 254H157V253H155V255H156ZM186 254H184V255L186 256ZM244 254H245V253H244ZM247 254H248V256H247ZM257 254H259V253H257ZM257 254H256V256H257ZM21 255H19V256H21ZM37 255H38V254H37ZM48 255H49V254H48ZM57 255H58V253H57ZM60 255H61V254H59L58 257H59ZM83 255H84V254H83ZM86 255H87V254H86ZM86 255H85V256H82V257H87ZM102 255H103V254H102ZM102 255L100 256L101 258L103 257ZM132 255H134V253H133ZM146 255H147V254H146ZM159 255H160V257H162V258H161V260H162V259H163V254H162V253L159 254V252H158V254H157L156 256L159 257ZM167 255H168V254H167ZM171 255H172V254H171ZM175 255H176V254H175ZM175 255H172V256H173V257H176V259H177V257H179V256H175ZM178 255H179V254H178ZM220 255H222V253H220ZM254 255H253V256H254ZM259 255H260V254H259ZM262 255H261V256H262ZM19 256H18V257H19ZM29 256H30V255H29ZM29 256L26 257V260L29 258ZM51 256H52V255H51ZM51 256H50V258H51ZM80 256H81V255H80ZM80 256H79V257H80ZM95 256H96V255H95ZM105 256H106V255H105ZM109 256H110V254H109ZM117 256H118V254H117ZM117 256L114 255V256H111V257H117ZM119 256H120V255H119ZM137 256H139V255H137ZM137 256L135 257V260H136ZM165 256H166V255H164V258H165ZM172 256H171V257H172ZM182 256H183V255H182ZM243 256H244L243 260L245 261V260L249 257V252L246 253V257H247L246 259H245V255H243ZM253 256L251 255V259H253L252 261H254V257H255V256H254V257H253ZM13 257H14V258H13ZM18 257H17V258H18ZM30 257H31V256H30ZM32 257L34 258V256H32ZM37 257H38V256H36V258H37ZM42 257H44V255H42L40 258H42ZM52 257H53V256H52ZM55 257H57V256H55ZM66 257H68V256L66 255ZM70 257H73V258H74V256H72V254L70 255ZM92 257H93V256H92ZM96 257H97V256H96ZM98 257H99V254H98ZM141 257H142V256H141ZM150 257H151V256H150ZM154 257H155V256H154ZM154 257H153V261L155 262L157 259L154 260ZM158 257H156V258H158ZM166 257H167V256H166ZM252 257H253V258H252ZM33 258H31V260H32ZM48 258H49V257H47V258H45V259L48 260ZM50 258H49V260H50ZM53 258H54V257H53ZM61 258H62V257H61ZM64 258H65V257H64ZM87 258H88V257H87ZM103 258H104V257H103ZM103 258H102V259H103ZM145 258H146V257H145ZM145 258L143 257L142 260H143V259L146 260ZM169 258H170V257H169ZM169 258H166V260H167V259L169 260ZM182 258L185 259L184 257H182ZM182 258H181V259H182ZM213 258H214V257H213ZM255 258H256V257H255ZM259 258H261V257H259ZM6 259H7V258H6ZM6 259H5V260H6ZM22 259H24V258H22ZM22 259H21V260H22ZM34 259H35V258H34ZM56 259H58V258H55V259H53V260L55 261ZM65 259H66V258H65ZM67 259H68V258H67ZM70 259H71V258H70ZM79 259H80V258H79ZM81 259H83V258H81ZM109 259H110V258H109ZM115 259H116V258H115ZM117 259H118V257H117ZM119 259H120V257H119ZM119 259H118V263H119ZM139 259H140V258H138V260H139ZM176 259L173 260L174 263H175V260H176ZM178 259H179V258H178ZM210 259H211V258H210ZM5 260H4V261H5ZM29 260H30V258H29ZM39 260H40V259H39ZM41 260H44V259L42 258ZM41 260H40V261H41ZM47 260H46V261H47ZM49 260H48V261H49ZM51 260H52V259H51ZM51 260H50V262H51ZM60 260H61V259H60ZM60 260H58V261H60ZM71 260H73V259H71ZM85 260H86V259H85ZM85 260L83 259V261H85ZM88 260H89V258L87 259V261H85L86 264L89 263ZM120 260H121V259H120ZM161 260H160V258H159L158 261L162 262L163 260H162V261H161ZM179 260H180V259H179ZM212 260H213V262H214V260H216V259L214 258V259H212ZM212 260H210V261H211L210 264L213 263ZM249 260H250V259H249ZM14 261H15V260H14ZM16 261H17V260H16ZM16 261H15V262H16ZM23 261H25V259H24ZM23 261H21V262H23ZM46 261L44 260L43 262H46ZM56 261H57V260H56ZM76 261H77V260H76ZM79 261H80V260H79ZM79 261H77V263H79ZM113 261H114V260H113ZM133 261H134V260H133ZM133 261H132V262H133ZM169 261H170V260H169ZM173 261H171V263H172ZM177 261H178V260H177ZM177 261H176V262H177ZM180 261H182V263L185 262V261H183V260H180ZM244 261H243V262H244ZM252 261H251V262H252ZM255 261H256V260H255ZM255 261H254V264L256 263ZM258 261H260V260L258 259ZM262 261H264V259H263ZM6 262H7V261H6ZM18 262H19V261H18ZM18 262H17V263H18ZM36 262H37V261H36ZM36 262H35V263H36ZM52 262H53V261H52ZM52 262H51V263H52ZM60 262H62V261H60ZM60 262H59V263H60ZM66 262H67V260H66ZM81 262H82V261H80V264H83V262H82V263H81ZM114 262H115V261H114ZM142 262H143V261H142ZM160 262H158V263H160ZM165 262H166V264L168 263L167 261H165ZM165 262H164V264H165ZM215 262H216V261H215ZM251 262H250V263L248 262V263H249V264H252ZM7 263H8V262H7ZM28 263H29V262H28ZM35 263L33 262V264H35ZM37 263H38V262H37ZM37 263H36V264H37ZM39 263H40V262H39ZM47 263H49V262H47ZM47 263H43V264H47ZM54 263L56 264V262H54ZM54 263H52V264H54ZM62 263H63V262H62ZM64 263H65V262H64ZM64 263H63V264H64ZM68 263L70 264L71 262H68ZM116 263H117V261H116ZM120 263H121V262H120ZM120 263H119V264H120ZM139 263H140V262H139ZM139 263H138V264H139ZM144 263H145V261H144ZM158 263H156V264H158ZM177 263H178V262H177ZM180 263H181V262H179V264H180ZM182 263H181V264H182ZM208 263H209V262H208ZM263 263H264V262H263ZM12 264H14V263H12ZM19 264H20V263H19ZM21 264H22V263H21ZM26 264H27V263H26ZM29 264H30V263H29ZM31 264H32V263H31ZM60 264H61V263H60ZM136 264H137V262H136ZM146 264H147V263H146ZM154 264H155V263H154ZM214 264H215V263H214ZM216 264H217V263H216ZM256 264H257V263H256Z\"/></svg>",
	"mask_w": 264,
	"mask_h": 264
}]
</instances>
